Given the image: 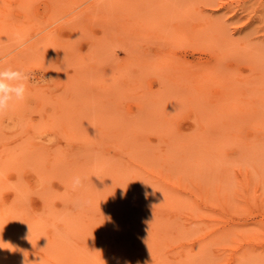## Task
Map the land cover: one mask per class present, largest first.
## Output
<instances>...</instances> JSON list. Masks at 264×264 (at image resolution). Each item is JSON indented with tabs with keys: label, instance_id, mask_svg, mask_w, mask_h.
I'll use <instances>...</instances> for the list:
<instances>
[{
	"label": "rangeland",
	"instance_id": "rangeland-1",
	"mask_svg": "<svg viewBox=\"0 0 264 264\" xmlns=\"http://www.w3.org/2000/svg\"><path fill=\"white\" fill-rule=\"evenodd\" d=\"M31 1L32 0H30V1H28V0H0V30H1L0 31V70H6V69L11 68L12 70L23 71L29 76V79L24 82L25 86H26V93H25L24 99L22 101L19 100V102L17 100L12 101L9 109L7 110L8 112L6 111L3 114H0V116L2 117V118L0 117V157L2 156L1 157L2 159L0 158V163L2 165L0 164V166L3 168L2 170L0 169V177H2L1 180H3V178H4V182L0 180V184H1L0 186L2 188H4V187L6 188V189H4L5 191L3 189H0V198H1L0 199V201H1L0 212L3 211L2 214H0V218L3 220L6 219L5 222L3 220L0 221L1 222L0 228H5L7 231V232H2L0 234L2 236V237H0V264H21V262L23 260V255H25V256L28 255L29 256L28 258L30 260H38L39 258H41L42 264H65L66 262L64 263V261H65L64 259H66V258L70 259V261L66 260L67 264H75V262L78 260L77 257L79 256V254H80V257L78 260L79 262L78 263L76 262V264H80V263L81 264H93V263L95 264V263H97V260H99V258H100V256L98 258V255H97L100 252H101V255L103 257L106 254V257H104V259L100 258L101 264H106L109 261L108 256H112L110 261L111 262L113 261V264H117V263L118 264H167V263L173 264L174 262H177V260L179 258L178 255H181L182 257H184L183 254H186V255L182 259L187 260V261L183 260L185 262L184 264H188L187 262L190 261V259L188 260V257L191 256V253L194 254L192 257L195 256V258L198 255V257H200L199 261H202V262L207 260V259H205V257H209L210 261L214 259L213 260L214 262L211 261L212 264H264V191H261V190H264V184H262V182H260V181H264V180L258 179L259 182L254 181L255 183L252 184L253 178H251L250 171L255 172V170H253L255 167L252 168V166L249 165L250 160H251V163L253 165H255V166L258 165L262 169L261 170L257 166L258 168H256V170L258 169L257 170L258 172L262 173L261 171H264V164H261V163H264V153H262V156H261V151H262L261 149L264 148V147H262L264 145L261 146L262 148L260 149V151H258L256 148H255L256 151L253 149V147L259 146V142H258L259 140H260V144L264 143V127H261V126H264V104H260V102L264 103V0H138V1L137 0H113V1L112 0H104V1L100 0V2H99V0H74L75 2L73 0H63V1L62 0H55V1L54 0H33L32 2ZM27 2H29V3H27ZM96 2H97V4H96ZM129 3H130V5H129ZM29 4H30V6H29ZM56 4H58V6ZM52 6L53 7L55 6V7L52 8ZM7 9H9V10H7ZM99 11H100V13H99ZM56 13H57V15H56ZM47 14H51L50 17ZM130 14H132V15H130ZM141 15L143 18L141 17ZM158 15L160 16V17H158L159 19L157 18ZM147 16H149L150 18H148ZM4 19H5V21H4ZM85 19H86V21H85ZM149 19H151V20H149ZM1 20H3V21H1ZM20 20H21L22 24H21ZM66 21H68L70 24ZM32 24H33V26H32ZM158 24L160 25L159 27H162L161 29L158 27ZM17 25H18V28H17ZM20 26H23V27L20 28ZM14 28H15V30H14ZM165 28L167 29V32H166ZM23 29H25V33H24ZM136 32H137V34L140 32L141 33L137 35V34H135ZM53 34H55V35L53 36ZM138 36H140L141 38ZM49 37H51V38H49ZM134 38L137 40L136 42H135ZM92 39H94V40H92ZM95 41H98V42L96 43ZM101 41H103V43ZM45 42H47V43L45 44ZM30 44H31V48L29 47ZM44 47H46L48 49H46ZM69 51H73V52H69ZM138 51H140V52H138ZM36 52H39V53H36ZM67 53H68V56H67ZM92 53H95L96 55L92 54ZM100 53H102V57H101ZM110 53H111V57L109 56ZM219 53H220V55H219ZM159 54H161V56H162L161 59H158V58H160ZM95 56H97V57L95 58ZM222 56H224V57H222ZM39 58H41V59H39ZM70 58H71V60H69ZM140 58H142V59L140 60ZM154 58H157V59H154ZM167 58H169L170 62L168 61ZM106 59H108V60L112 59V60L106 61ZM136 59H138V60H136ZM164 59H167V60H164ZM143 60H144V62H143ZM37 61L39 62L38 64H37ZM101 61H102V63H101ZM98 62H99V64H98ZM138 62H140V63H138ZM165 62L167 63L166 65H165ZM100 63H101V65H100ZM44 64H45V67H44ZM46 64H47V67H46ZM145 64H147V65H145ZM93 65H94V67H93ZM102 65L104 68H106L107 71L104 68L103 69L101 68ZM120 65H121V70H123V72L119 69ZM148 65L150 68L148 67ZM152 65H154V66H152ZM155 65L156 66L161 65V68L163 67V69H161V70L159 69L160 74H158L159 70H157L160 67H157V69H156ZM73 66H75V67H73ZM85 68H87V69L85 70ZM144 68H145V71H144ZM72 69H74V70L77 69V70H76V72H72V71H74ZM148 69H149V71H148ZM117 70H119V71H117ZM125 70H127L128 73L125 72V74H124ZM141 70H143L144 72ZM153 70H156V71H153ZM101 71H104V72H101ZM165 71L168 75L165 73ZM187 71H189L188 75H187V73H188ZM205 71H207V72H205ZM83 72H84V74H83ZM90 72L94 75H92ZM155 72H157V73L155 74ZM161 72H164V73L161 74ZM185 72H186L187 76H190V78L194 77L193 80L195 79V76H196V78H198L200 76L214 77V75H215L216 79H214V80H216V81L212 80V78H211L210 82L208 83L209 85H206L207 87L205 88V91L199 92L197 89V86H196L197 84H194L195 81L191 82L192 79L188 78V80H187L186 79L187 77H184V76H186L184 74ZM182 73L184 76L182 75ZM209 73H211V75ZM227 73H229V74L224 75ZM113 74H115V75H113ZM174 74H177V75H174ZM212 74H214V75L212 76ZM108 75H110L109 77H111V79L108 77ZM159 75L164 76V77L161 78V77H159ZM192 75H194V76H192ZM219 75L222 76V78L225 76L228 77L231 75L229 77V79L226 78L224 80L230 82L231 79L233 78V80H232L233 84H232V81H231V83L226 82L228 85H224V86H226V88H223L221 85L224 81L222 82V79ZM135 76H137V78ZM141 76H142V78H141ZM112 77H114V79ZM123 77L124 78L126 77V79L128 78L130 81L128 79L127 80L124 79ZM132 77H134V79ZM138 77H140V78H138ZM118 78L121 80H119ZM138 79H140L141 81H138ZM178 79L180 80V82L178 81ZM100 80H101V85H99ZM176 80H177V82H176ZM114 81H116V82L114 83ZM126 81H127V83H126ZM211 81H214L216 83L212 84L213 82L211 83ZM218 81H221V82H218ZM52 82H54V83H52ZM104 82H105V84H103ZM132 82H134V83H132ZM172 82H174V83H172ZM55 83H57V84H55ZM81 83H83V84H81ZM93 83L98 88H96ZM138 83H140V84H138ZM162 83L163 84L165 83V86ZM176 83H178L177 85H179V86H177ZM237 83H239V84H237ZM242 83L244 85L248 83L249 86L251 85V86H253V88L251 89L247 85L246 86L248 88V90H247V88L244 87V85H242ZM52 84H54L55 87ZM78 84H79V86H78ZM113 84H114V87H113ZM117 84H120L122 86H119ZM215 84H217V85L215 86ZM233 85H234V88H235V85H236V88L238 86V89L243 86V88H241L242 91H240V90L239 91L241 93L244 91V94L242 93V95H241V93L238 92L237 91L238 89L236 90V88H235L236 91L235 90L233 91V88H232ZM115 86H117V87H115ZM126 86H127V88H126ZM131 86H132V88H131ZM193 86L195 87V90L193 89L194 88ZM39 87H42V88H39ZM203 87H205V86H203ZM128 88H130V89H128ZM172 88L173 89L175 88L177 90L174 89L175 91L173 93ZM189 88H190V91H189ZM207 88H208V93L206 92ZM231 88H232V90H231ZM34 89L35 90L37 89L38 91H34ZM95 89H96V91H95ZM131 90H133V91H131ZM161 90L162 91L164 90L163 91V93H164L163 97L164 98L161 96L162 95V93H160ZM169 90H171V91H169ZM178 90H179V93H182V95H184V94H187V95L181 96V94L178 93ZM229 90L232 93L229 92ZM245 90H246V93H245ZM39 91L41 93H39ZM157 91H159V92H157ZM150 92L152 93L151 95H150ZM236 92H237V94H234ZM60 93H62V94H60ZM118 93H119V95H118ZM154 93H155V95H154ZM159 93H160L161 97L158 96ZM169 93H171V94H169ZM58 94H60V95H58ZM111 94L112 95L114 94L113 97ZM175 94H176V98L174 96ZM188 94H189V96H188ZM231 94H233V95L231 96ZM105 95H107V96H105ZM109 95H111V96H109ZM47 96H49V97H47ZM82 96H83V98H82ZM141 96H143L144 99L141 98ZM234 96L236 98L239 97L241 101L240 100L236 101V98ZM245 96L246 97L248 96V97L246 98ZM159 97L161 99H159ZM190 97H192V98H190ZM150 98H151V102L149 101ZM54 99H57V101ZM140 99L142 101H140ZM156 99H158V100L156 101ZM162 99H164V100H162ZM229 99H230V101L228 102ZM52 100H54V101H52ZM109 100L111 102H109ZM137 100H138V102H137ZM165 100H167V102ZM50 101H52V103ZM79 101H81V102H79ZM90 101H91V103H90ZM162 101H165V102H162ZM169 101L173 105L170 104ZM200 101H201V103H200ZM239 101H240V104H239ZM115 102H117V103H115ZM248 102L250 105L247 104ZM27 103H28V105H27ZM62 103H63V105H62ZM13 104H14V106H13ZM229 104H232V105H229ZM52 105L53 106L55 105L54 106L55 109L53 108ZM98 105H101V106H98ZM198 105H199V107H198ZM227 105H228V108L226 107ZM241 105H244V106H241ZM17 106H18V109H19V107H22V108H20L18 110V109H16ZM24 106H25V108H24ZM151 106H153V109H149V108H152ZM164 106H166V107H164ZM171 106H173V108ZM33 107L36 109H34ZM40 107H42V108H40ZM145 107H147V108H145ZM161 107H162V109H161ZM179 107H180V109H179ZM112 108L115 110H113ZM139 108H140L141 112H138V111H140V110H138ZM24 109H27V110H24ZM38 109L39 110L41 109L42 111L41 110L39 111ZM89 109H90V111H88ZM103 109H104V112H103ZM144 109H146V111H144ZM161 110H163V112ZM180 110H182V111H180ZM213 110H216V111L213 112ZM49 111H50V113H49ZM83 111L85 112V114ZM158 111H159V113H157ZM106 112H108V113H106ZM143 112H147V113H143ZM72 113H73V115H72ZM125 113H127V114H125ZM138 113H141L142 118L138 117V116H140V115H138ZM200 113H202V114H200ZM216 113H218V114L216 115ZM219 113H222V114H219ZM124 114L126 116H124ZM235 114H236V116H235ZM28 115H29V117H28ZM50 115H52V116H50ZM56 115H57V117H56ZM133 115H135V117ZM148 115H150L152 118L154 117L153 120L150 119V117ZM196 115L199 116L201 118V120ZM6 116L8 117V119ZM11 116H13V117L11 118ZM120 116H122V117L120 118ZM146 116H148V117L146 118ZM221 116H222V118H221ZM62 117L64 118V121H63ZM113 117H115L114 121H113ZM207 117H209V120ZM127 118H129V119H127ZM55 119H56V121H55ZM71 119H73V120H71ZM158 119H160V120H158ZM226 119H228V120H226ZM119 120H120V122H119ZM127 120H128V122H127ZM174 120H176V121H174ZM203 120H205L206 122ZM230 120H232L233 122L231 123ZM22 121H23V123H22ZM138 121H140V122H138ZM166 121H167V123H166ZM31 122H33V123H31ZM87 122H89V123H87ZM199 122H200V124L198 127L197 123H199ZM113 123H114V126H113ZM135 123H137V124H135ZM202 123L204 124V126L202 125ZM206 123H208V124H206ZM33 124H35V125H33ZM43 125H45L46 127ZM117 125H118V127H117ZM143 125H145V126H143ZM164 125H165V128H164ZM3 126H5V127H3ZM20 126L22 129L20 128ZM33 126L35 128H33ZM73 126L76 128H74ZM197 127L199 128V130ZM205 127H207V130L210 132H208ZM219 127H220V129H219ZM233 127H235V128H233ZM155 128L157 130L154 131ZM173 128H174V130H173ZM31 129H33V130H31ZM103 129H104V131H103ZM160 129H161V131H160ZM18 130L21 132H19ZM67 130H68V132H67ZM220 130H222V131H220ZM229 130H231V131H229ZM15 131H17V132H15ZM48 131H49V133H48ZM110 131H112V132H110ZM172 131H173V133H170ZM13 132H15L16 134H13ZM87 133H88V135H87ZM179 133H181V134H179ZM219 133L222 134L223 136L220 135ZM53 134H55L56 136H54ZM156 134L159 137L155 136ZM253 134H254V136H253ZM2 135H4V136H2ZM161 135H162V137H161ZM225 135H227L228 137L224 138ZM232 135H236V137L241 136L240 137V138H242L241 140H244L245 137H246L245 138L246 140H249V139L252 140V138H253V140L255 139V141H252V143L250 144L251 146L254 145V146H252L251 149L254 150L255 153L252 151V154H253L252 155L250 152L251 150L249 151L250 153L247 150H245V154H246L245 155L246 158H245V156H243L244 153H243V155L240 154L242 152V149H243L241 140L238 139L239 144H240L239 148H235V147H238V145H237L238 141L236 140L237 138H235V139L232 138L233 137ZM48 136H49V138H48ZM61 136L64 140L61 138ZM229 136L233 140H235V142L237 141L236 142L237 144L234 143V141L232 142L231 138ZM2 138H4V139H2ZM192 138L194 139V141L192 140ZM172 139H173V141H172ZM212 139H214V140L219 139V141H216L217 143L221 142L222 146L226 145L225 147H227V149L222 148V150H224L225 153L228 155H230V154L237 155L236 153L240 152L238 154V156L235 158L234 157L232 158V155H230V157L232 159H230V157H229V159L225 157L226 159H228L230 161L231 160L234 161L235 164H233V165L235 166V170H233L234 166H232L233 168L230 166L228 168V165H230V163L228 164V160L223 158V156L221 155V154L224 155V153L219 154V155H221L219 159L223 158V162H224V163L223 162L221 163L219 173H217L218 172L217 170L219 169L217 166H216V168H218V169L216 170L214 168L215 166H213V165L211 166V165L205 163V161H204V164H202V165L200 164L198 167V168H200V170L202 172H200V170L196 167L197 170H199L198 172L201 173L200 174L201 176L199 175V177L200 178L204 177V180L206 181L205 186H206L207 190H210V194H211V197H209L210 195L208 197L212 199L213 204L210 205L208 203L211 201V199H209V201L207 199H204L207 195H204V196L199 195L200 193L203 194L202 193L203 188L201 189V187H199L201 184L198 186L196 185L197 184L196 181L198 179L195 181L196 183L194 182V180L191 181V183H190V184H192V182H194L196 187L199 189L198 190L195 188L196 189V193H195L196 195L198 193L197 191H199L197 197L193 194L194 189L192 187H191L192 189H190V190H192V193H190L191 191H187V190L184 191V189L181 187V185L180 186H178V185L177 186H171V189L176 191V192L181 189L180 191H181L182 195L180 194V192L179 193L177 192L179 194V196L181 195L180 197L183 196V191H184V193L188 192L187 194L185 193V195H184V199H185L184 202L185 203H189V202H187V201H189V198H190V200H193V202L197 201L199 207L197 206V203L195 204V202L192 204L193 205L195 204L194 207H198V209L202 208V209H200L202 211V216H201L200 211L197 212V213H200V215L196 214V212H194V208L191 206L192 204L190 205V208H188L186 206H185V208H187V210H189L192 207L193 208V209H191L193 211L192 214L195 213L196 215L203 217L202 219L200 217L198 218V216L193 218L194 214L191 215L190 210L185 211V208L178 209L181 212L180 211L175 212V210L173 208H170L164 201H162V202L159 201V199L153 195H150L151 197H149V195L147 196L145 194L140 195V194H136L133 192L131 193L130 190H128V189H131L130 187H137L139 184L138 180H141L142 177H140V175H134V173H132V172L131 173L133 175L130 174V176H129L130 169H136L135 167L126 170V173H127V171L129 173L126 174V176H125V174H124L125 170H123V168L121 169V167H118V166H121L122 164L116 165V163H118L117 158L119 155H116L117 158H114V156H115L114 153H116V154L121 153L120 154V156H121L124 151H127V148L130 151H132L131 153H133L134 156L136 154H138V155H136V157L140 156V153H144V151L146 150V148L143 145L146 144V142L148 141L147 143H152L150 145L147 144V146H148L147 149L149 150V154L151 153L150 150L152 151L154 148L157 149V147H155V146L159 147L160 153L164 152L167 149L165 151L167 153L164 152L165 153L164 155H167V154L170 155L169 158L167 155V158L169 159V161H168L169 163H167V164H171V162H172L171 156H175V154H176V156L177 157L179 156V157L178 158H175L176 156L174 157L175 159H173V160L177 164L173 161L175 167L172 166V168L174 167L175 171H176V168H178L180 171L181 169L179 167H176V166L179 165L180 163L182 165L185 163V164H187V166H185V164H184L183 165L184 168L185 167L188 168L189 166H191V169L189 170V171H191L193 169L195 170L194 166L196 164L200 163V160H199V163L197 160H196L197 163H195V161H194L195 159H193V160L191 159V157L193 158L195 156H192V155L196 154V153L194 154L195 151H198V150L200 151V148H202L201 145L203 147H204V145H205V147H208L207 142H209V140L213 141ZM222 139H223V141H222ZM80 140H81V142H80ZM119 140L122 141V143H121L122 147L119 146V145H121V144H119L120 143ZM188 140H189V142H187ZM203 140L204 141L207 140L206 144L204 143ZM47 141H49V142H47ZM123 141L126 142L125 143L126 146H125ZM128 141L129 142L132 141V142H134V144H137L140 141L142 144V142H143L142 146L140 144H137V145H135V147H141V148L144 147L145 150L143 148H142L143 151H142V149L141 150H135V149H138L135 147H134L135 149H132L133 148L132 146H134V145H132L133 144L132 142H131L132 144L129 143V145H132V146H130L132 148H130L129 145L127 146ZM169 141H171L170 145H168ZM191 141L193 143L196 142V144H197V142L200 141L196 145V149L194 148L195 146H193V145L191 146V144H193V143L189 144ZM229 141H231L230 145H228V143H227ZM65 142L67 143V145ZM176 142H178L177 143L178 145H176ZM180 142L183 143L182 145H184V144L186 145L187 143L189 144V146L187 144L186 146H184V147L182 146V147L187 148L186 153L189 152L188 150L191 151L189 153L190 157L187 155H185V156L183 155L184 149L183 148L180 149V147H181ZM184 142H186V143H184ZM201 142H203V143H201ZM213 142H211V143H213ZM99 143H103V144H99ZM4 144H5V147H4ZM62 144H63V146H62ZM214 144H215V142H214ZM214 144H212V147L209 148V151L211 149H214V147H213ZM235 144L237 146H235ZM91 145H93V147ZM100 145L103 147H101ZM138 145H140V146H138ZM151 145H152L153 149H151L152 147L150 148ZM167 145H168V147L170 146L169 147V148H171L170 150L167 147ZM174 145L177 146L176 152L174 149V147H175ZM232 145H234V146H232ZM45 146L46 147L48 146V148L56 146L55 148L58 150H60L61 148H64V149H62L63 151L62 150L61 151L64 152V150H65L68 153H70V155H67L68 153L66 152L67 158H69V159L70 158L73 159V157H74L73 152H75V151L79 152V155H78L79 157L84 158V159L80 158L81 160H79L77 158L78 163L76 166H74L76 171L70 172V177L71 176L73 177V179H71L72 177L68 178L70 180V184L72 186L71 189H70V187L68 188V186H70V185L65 186L64 182H62V180L60 178H58L60 175H59L57 169H55L57 173L50 169V167L53 163L55 165L57 163H55L54 160H53L54 161L53 163H52V160H51V162H49L48 160L55 159L54 155H56V157H57L58 150H55L53 148V151L56 153V154H54V152L52 153L54 157H52L51 156L52 154L50 153V152H52V150L51 151L49 150L50 152L49 151L48 152L50 153V156L52 157V158H50L46 154H45L46 156L40 154L41 151L42 152L44 151L46 153V150L48 148L46 149ZM84 146H85V148H83ZM187 146L190 148L188 149ZM197 146H198V150H197ZM240 146H241V148H240ZM57 147H59V148H57ZM78 148H80V149H78ZM178 148H179L180 152H178L179 151ZM258 148H260V147H258ZM6 149H7V151H6ZM37 149H40L39 152L37 151ZM172 149H174V150H172ZM25 150H27V151H25ZM82 150L84 152H82ZM93 150H95V151H93ZM97 150H98V153L96 152ZM99 150L101 152H99ZM61 151H59L60 155L59 154L58 155L61 156L60 158L63 159L64 157H62V156H65V153L62 154ZM87 151L94 152L92 155L95 154L94 156L97 157V160L99 157L97 155H100L101 158H99V160H102V161H97L94 158V156H92L91 153H89ZM199 151H198V153H199ZM224 151H222V152H224ZM8 152H10V154ZM109 152H111V153H109ZM220 152H221V149H220ZM262 152H264V151H262ZM108 153H109V155H108ZM206 153H209V152H206ZM82 154H84V155L80 156ZM102 154H104V156ZM239 155H240V157L242 155V157H241L242 159L238 158ZM248 155H250V156L252 155V157L249 160L247 159L249 157ZM108 156H109V159H108ZM181 156H182V159H181ZM31 157H33V158H31ZM39 157H41L42 160H41V158L39 159ZM47 157H48V160H47ZM88 157H90L91 159H89ZM105 157H107V159H104ZM212 157H213V155H212ZM218 157H216V158L214 157L213 159H217ZM24 158H25V161L27 160V158H28V160L31 158L32 161L27 160L28 162L27 161L25 162L23 160ZM58 158L59 157L56 158V161ZM67 158H66V160H68ZM256 158H257V160H256ZM3 159L5 160V164H4ZM45 159L48 161L46 163H48V164L52 163V164L49 166H48V164L46 165ZM87 159L91 160L94 164ZM115 159H117L116 163H115V161H116ZM136 159H140V157H138ZM136 159H134V160H136ZM159 159H161V158H159ZM159 159L157 158L158 164H159V162H158ZM207 159H208V157H207ZM243 159H245L244 163L247 166H245L243 164V161H241ZM21 160H22V162H21ZM40 160L42 162H44L45 166H44V164L41 163ZM238 160H240L239 161L240 165L238 163ZM59 161H57V162H59ZM62 161H65V159L61 160V162ZM132 161H133V159H132ZM163 161L166 162V160H163ZM163 161L160 160V163H162ZM182 161H184V163ZM189 161H190L191 165H189V163H188ZM208 161H210V160L208 159ZM105 162H107V164H104L103 168L100 167V166H103L102 163H105ZM201 162H203V160H201ZM255 162H257L259 164H257V163L255 164ZM20 163H21V165H20ZM23 163L24 164L29 163V165L24 166ZM97 163H98L99 168L101 170L100 171L98 169V171L102 172V175L105 173L103 176L101 174H97V173H100V172H97V170H96V168H97L96 164ZM111 163L117 166V167L115 166V172L117 174L113 173L114 172L113 171L114 166L112 167ZM215 163H216V161H215ZM231 163H233V162L231 161ZM54 164H53V166H55ZM85 164H87V165L90 164V166H88V168H91V166L93 168L96 165L94 172L92 173L91 170L87 168V165L85 167ZM260 164H261V166H260ZM34 165H36L35 166L36 168H41V169H39V170L37 169L38 170L37 171L35 169ZM4 166H6V167L4 168ZM31 166H33V167H31ZM82 166H83V168H82L83 170L80 169ZM209 166H211V167H209ZM76 167L79 168L82 172L79 169L77 170ZM107 167L109 169H107ZM244 167L247 169V170L246 169H244V170H246V172L248 174H250V178L252 179V182L250 181L251 184L246 183V184H248L247 187L249 186L248 187L249 189L247 187H244V186H246L245 182H242V181L239 182V180L242 179V176H245V173H243L245 171L242 170V168H244ZM111 168H113V169H111ZM210 168L212 170H210ZM222 168H226V169L232 168V171H234V173H232L234 175V177H232V179H234V181L236 183V184L234 183L235 184V190L237 189L236 191H233L234 189H232V188H234V186L232 185L233 182H230L231 183L230 185H232V187H231L232 192L229 191V189H230V187H229L230 185H228L229 183L227 184L228 186L226 185V183H227L225 181L226 179H224L225 182L222 183L223 180L220 179L223 176V169ZM28 169H29V172H28ZM34 169L36 170V174H35ZM49 169L51 170V173L53 175H51ZM116 169L118 170V172L116 171ZM248 169H250L249 172H248ZM22 170H24L26 172H24ZM42 170L43 171L46 170L45 175L43 173L40 175ZM86 170H88L87 173H86ZM95 170L97 172L96 174H95ZM183 170L184 169H182V171L180 173L179 172L178 173L181 174L183 172ZM197 170H196V172H197ZM78 171H79V173H78ZM108 171H109V173H108ZM37 172L39 173V176H40L38 179L43 178L42 182L41 181L39 182V180L37 179V176H38ZM106 172H107V175H106ZM185 172L186 173H183V174H187V175H184V176H186V177L188 176L190 178V176L188 174L190 172H188V170ZM196 172L194 174L192 173L190 175L191 176H193V175L197 176ZM55 173H56V175H55ZM84 173L86 175L88 174V176H85L86 179H84L85 177L82 176V174L85 175ZM110 173L114 174V178L113 177L111 178L112 175H110ZM212 173L214 174V176L212 175ZM256 173L257 172L254 173V176H256ZM23 174H27V175H23ZM78 174H79V176H78ZM206 174H208V175H206ZM224 174H225L224 176L229 175L226 172ZM258 174L259 173H257V175ZM46 175H48V177ZM57 175H58V177H57ZM97 175H99L100 178ZM118 175H122V177L118 176ZM127 175H128V177H127ZM210 175H211V177H210ZM262 175H264V174H261V175L259 174L258 177L259 176L261 177ZM51 176H53V177H51ZM55 176L58 179H55ZM75 176H76V178L81 177L80 178L82 180L81 182L82 183L84 182L83 185L86 182V184H88V185L92 184V186H94V187L92 188L90 186L85 185L84 188L82 186L80 188L76 187V189L78 188L79 191L75 190L73 187V181H72L75 179ZM89 176H90V178H88ZM101 176H102V179H101ZM105 176L106 177L108 176V177L106 178ZM131 176L133 177L132 179L129 178ZM118 177L122 178L123 179L122 181H125V183L122 182L121 180H119L121 182V184L118 183L119 182L118 180L115 181V178L117 179ZM138 177H140V179H138ZM218 177H219V179H217ZM227 177H228L227 180L230 181L231 176L229 175ZM23 178L25 181H23ZM97 178H99V179H97ZM134 178H136L137 181L134 180ZM200 178H199V180H200ZM96 179L100 185H97ZM130 179L132 181L134 180L133 182L136 181L138 184H136V182H135V184L130 185V184H132V183H130V181H131ZM11 180H12V182H11ZM93 180H94V182H93ZM102 180L104 181L105 184L102 182ZM112 180H114V181H112ZM190 180H192V178H190ZM190 180H189V182H190ZM204 180L203 181L200 180V183L204 182ZM208 180L211 183L215 181L217 184L211 185V187L213 186V188H210L209 185L207 187V182L209 183ZM211 180H214V181H211ZM48 181H50V182H48ZM88 181L90 183H88ZM110 181H112V183L115 182L114 184H112V189L114 188L113 185L116 184L115 187H117L118 189L115 188V190L118 191L121 188L123 190L128 191L131 196L128 193H126V191L125 192L122 191L123 194L121 192V195L124 196V199L126 198L125 200L123 199L124 200L123 201L121 199L123 196L119 197L116 194L111 195L112 193H110L109 192L110 190L107 188V186L108 187L110 186L109 188H111ZM187 181H188V179H187ZM220 181H221L222 185L225 184L226 185L225 187L229 188V189L227 188L228 190L224 189L225 192L223 193L224 195L225 194L227 195V193H228L229 194L228 197L226 195H225L226 196L225 198L224 197L222 198L220 196L218 197V195H220V194H218L219 189H217V187H218L217 185H221ZM1 182L3 183L4 187L2 186ZM13 183L15 184V186H12ZM41 183H43L44 187H49L50 190L55 189L54 190L55 192L58 191L57 192L58 195L56 196L55 192L52 190L50 192H53V194L50 192H48V193L44 192L43 194L45 196L42 195L43 196L42 197L40 195V194H42L40 192V189H42ZM82 183H81V185H82ZM218 183H220V184H218ZM256 183H258L257 184L258 186L256 185ZM260 183L262 185H260ZM183 185H185V184H183ZM187 185H189V184H187ZM250 185L251 186L254 185L255 189L257 188L258 191H259L258 187L261 190L259 192L254 190V191H256L254 193V192H252L253 190H250ZM86 186L88 187V190H87ZM103 186H105V187L103 188ZM54 187H56V188H54ZM193 187H194V184H193ZM240 187H242L243 190H238V189H240ZM16 188L18 190V193L21 196L18 199L19 200L23 199L26 204L23 201L19 205V203H18L19 201L17 202V197H16V199H14L15 198L14 193H17L15 190ZM33 188L39 189V190H34ZM72 188L75 190V191L74 190L73 191L76 192L78 195L81 193L80 194L81 196L80 195H79V197L74 196L76 194H73L74 197L71 196V194L73 193V191H71ZM94 188L96 190L95 191L96 194L100 190L99 193L97 194L98 197L92 196V194H91V193H93L95 195V193L93 192ZM185 188H186V185H185ZM188 188H189V186H188ZM56 189H57V191H56ZM97 189H99V190H97ZM214 189L215 190L217 189L216 190L217 192H215ZM222 189L223 188L221 187V190ZM252 189H254V187ZM13 190H14V192H13ZM24 190H27V191L25 192ZM203 190L205 191V189H203ZM101 191H103V193ZM206 191H205V193H207ZM24 192H25V194H24ZM32 192H35L36 195H34V193H32ZM88 192H89V196H88ZM105 192L110 193V195H107ZM111 192L114 193L115 191L112 190ZM46 193L49 195L52 194L53 196H55L54 199L52 198L53 201L52 200L50 201L52 195H50V198L47 200L48 202L46 201V198H44V197L49 196V195L46 196ZM59 193L60 194L62 193L63 195H67V194L69 195L70 194L69 196H71V197H69L68 195L67 196H61ZM100 193H102V194H100ZM124 193H126V194H124ZM220 193H222V192H220ZM223 194H221V195L223 196ZM39 195L42 198H44L45 201H43V199L41 197H39ZM186 195L189 198H187ZM137 196L138 197L141 196V197L137 199ZM26 197L28 198L27 200H26ZM57 197H58V199H57ZM75 197H78V199L81 202L79 200H75ZM80 197L82 198V200ZM142 198L144 199L143 201H142ZM219 198H222L225 200V202L221 201L222 203L224 202L223 203V205L225 204L224 206L222 205V203L221 204L217 203L218 200H221ZM12 199H14V200H12ZM62 199L63 200L65 199L64 200L65 202ZM87 199H89V200H87ZM164 199H168V197L164 198ZM216 199H217V201H216ZM15 200H16V202H15ZM203 200L204 201L206 200L205 202L208 201L207 205H206V203L203 202ZM77 201H78L79 205L77 204ZM63 202H64V204H62ZM161 203H162V205H160ZM164 203H165V205H164ZM12 204L14 205V207H16V209L18 208L17 209V210H19L18 212H17V210L16 211L14 210L15 208L12 206ZM111 204H112V206H111ZM154 204L156 205V207H154L155 206ZM18 205L20 208L18 207ZM63 205L66 207H63ZM44 206H45V208H44ZM26 207L28 208V209H26L27 211L24 209ZM65 208L67 209V211ZM170 209H173L174 211L170 210ZM183 209H184V212L182 211ZM196 209L197 208H195V210ZM203 209H208L209 212H207L206 210L204 211ZM20 210H22V211L20 212ZM68 210L71 212V214ZM12 211H14V212H12ZM23 211L25 212V214H23ZM33 211H36V212H33ZM64 211H65V213H64ZM48 212H50V213H48ZM179 212H180V214H178ZM203 212H206L208 214V216L206 217L207 214H205V213H204L205 216H203ZM10 213H11V215H10ZM43 213H44V215H43ZM13 214H15V218H14ZM19 214L21 215V217ZM188 214L191 216H189ZM210 214L213 215V219H215V220H213L212 217H210ZM53 216L54 217L56 216L55 217L56 219ZM158 217H160V218H158ZM183 217H186V218H183ZM16 218H17V220H16ZM39 218H41L42 220H40ZM171 218H172V220H171ZM209 218H211V219L209 220ZM21 219H22L23 224H21ZM76 219L77 220L82 219V220L77 221ZM194 219H196V220H194ZM173 220H175V221H173ZM16 221H17V223H16ZM28 221H30V222H28ZM31 221H33V223ZM50 221H51V223H50ZM73 221H75V222H73ZM211 221H213V222H211ZM77 222L79 225L77 224ZM178 222L180 225L178 224ZM204 222H206V223H204ZM207 222H208V224H207ZM169 223H171V224H169ZM18 224H21V225H18ZM66 224H69L70 227H69V225L66 226ZM81 224H82V227H81ZM175 224L179 225L180 227L179 226H177V227L180 228L181 232H183V233H179V237L177 234L179 230L176 228ZM185 224L187 225V227ZM196 224H198L200 227ZM212 224H214L215 226ZM174 225H175V227H173ZM191 225H193V226H191ZM210 225H212V227L209 228ZM59 226H61V227H59ZM65 227H66V229L64 231ZM75 227H76V229H78L77 231H76ZM191 227L193 228V230ZM173 228H174V230L175 229L178 230L177 233H176V231L173 230ZM188 228H190L189 230L192 231L191 233H193L195 235L191 234L190 231L188 230ZM206 228H209L210 230H207V231L204 230ZM222 228H225V230L226 229L227 230L224 231V230H222ZM61 229H63L62 232L64 231L63 234H62V232H60ZM185 229H186L187 233L184 232ZM200 229H202L203 232H205V233L200 232L199 231ZM217 229L218 230L221 229L219 231V233H222V232L227 233V231H228L227 236L224 233V237H223L224 240H222L223 238L221 240H219L220 238L215 239L216 236H215V238H213V236H214L213 231L216 232ZM66 230L68 232L70 231L73 234H71L70 232L66 233ZM182 230H184V231H182ZM196 230H197V232H200V234L202 233L203 236L202 237L199 236L200 234L198 233L199 234L198 235L199 237H198L197 234L195 233ZM237 232H239L238 236L236 235ZM189 233H190L191 237L193 236L192 238L188 237V236H190ZM217 233L218 232H216V234ZM66 234L67 235L69 234L68 237ZM79 234H81V235H79ZM180 234L181 235L186 234V235L185 236L182 235V237L180 238ZM204 234L206 236L207 235L208 236L206 237ZM28 235H29V237H28L29 240L26 239V237ZM34 236H35V238H34ZM56 236L59 238H57ZM174 236H176L177 238L174 239L175 238ZM195 236H197V237H195ZM53 237H55V238H53ZM219 237H221V236L219 235ZM60 238H62V239H60ZM81 238H82V240H81ZM200 238L204 241L211 239L213 241V243L215 244L214 247L210 241H209V244H211L212 247H210L207 242L203 243V241H202L200 243L199 242ZM55 240H57V241H55ZM171 240H174V241L179 240L180 242L177 241V243H176V241L174 242ZM215 240L216 241L219 240L220 245H217L219 243H216ZM67 241H69V242H67ZM222 241H224V245L222 244ZM65 242H67L68 244ZM172 243H173V245H172ZM57 244L60 247H58ZM198 244L199 245H201V244L208 245L210 247V248L208 247V250H209L207 252L208 254L203 252V250H206L205 246H203V245L199 248L200 251L198 254L197 249H196ZM221 244L223 245L222 249H221V246H222ZM191 246H193L192 248L196 249V251L194 250L195 251L194 252L192 250L194 253L190 251L191 253L189 254V256H187L188 254L185 253L187 248H185V247H189L188 248V250H189ZM46 247H47V249H46ZM53 248L56 251H54ZM80 248H81V250L79 251L78 249H80ZM179 248L181 249L180 253H178ZM68 249L71 251H69ZM74 249H75V251H74ZM72 252L74 255L72 254ZM69 253H70V255H69ZM181 253H183V254H181ZM201 253L204 255V259L202 256V260H201V256H200ZM55 255H57L58 257L57 256L55 257ZM61 256H64L66 258L61 257ZM33 257H35V258H33ZM60 257L62 259L64 258L63 263H61L62 262L61 260H57V261L53 260V263H52V261H51L52 259H55V258L60 259ZM96 257H97V260H96ZM166 257H167V259H166ZM175 258L177 260L174 261ZM195 258H193V261H195L196 263H199V262H197V260H194ZM182 259L180 261H182ZM93 260H96V261L93 262ZM71 261L72 262L75 261V262L72 263ZM110 261H109V264H111ZM180 261H178L175 264L181 263ZM162 262H164V263H162ZM98 263H99V261H98ZM207 263L210 264V262H208V261H207ZM189 264H193V263L189 262ZM199 264H201V263H199ZM205 264H206V262H205Z\"/></svg>",
	"mask_w": 264,
	"mask_h": 264
},
{
	"label": "bare ground",
	"instance_id": "bare-ground-1",
	"mask_svg": "<svg viewBox=\"0 0 264 264\" xmlns=\"http://www.w3.org/2000/svg\"><path fill=\"white\" fill-rule=\"evenodd\" d=\"M28 1H30V0H28ZM32 1H33V0H32ZM32 1H31V2H32ZM54 1H55V0H54ZM62 1H63V0H62ZM73 1H74V0H73ZM103 1H104V0H103ZM112 1H113V0H112ZM137 1H138V0H137ZM18 2H19V1H18ZM57 2H58V1H57ZM74 2H75V1H74ZM99 2H100V0H99ZM27 3H29V2H27ZM55 3H56V2H55ZM101 3H102V2H101ZM124 3H125V2H124ZM20 4H21V3H20ZM52 4H53V3H52ZM52 4H51V5H52ZM58 4H59V3H58ZM58 4H56V5L58 6ZM96 4H97V2H96ZM56 5H55V6H56ZM129 5H130V3H129ZM29 6H30V4H29ZM55 6H54V7H55ZM59 6H60V5H59ZM115 6H116V5H115ZM54 7L52 6V8H54ZM58 8H59V7H58ZM84 8H85V7H84ZM108 8H109V7H108ZM99 9H100V8H99ZM110 9H111V8H110ZM7 10H9V9H7ZM23 10H24V9H23ZM60 10H61V9H60ZM94 10H95V9H94ZM148 11H149V10H148ZM152 12H153V11H152ZM4 13H5V12H4ZM48 13H49V12H48ZM50 13H51V12H50ZM99 13H100V11H99ZM9 14H10V13H9ZM47 15L50 17L51 14H47ZM56 15H57V13H56ZM130 15H132V14H130ZM107 16H108V15H107ZM134 17H135V16H134ZM141 17H142V15H141ZM147 17L150 18L149 16H147ZM158 17H160V16L158 15L157 18H158ZM2 18H3V17H2ZM87 18H88V17H87ZM121 18H122V17H121ZM142 18H143V17H142ZM161 18H162V17H161ZM161 18H160V19H161ZM27 19H28V18H27ZM53 19H54V18H53ZM70 19H71V18H70ZM89 19H90V18H89ZM158 19H159V18H158ZM149 20H151V19H149ZM1 21H3V20H1ZM4 21H5V19H4ZM85 21H86V19H85ZM87 21H88V20H87ZM126 21H127V20H126ZM20 22H21V20H20ZM66 22H68V21H66ZM119 22H120V21H119ZM129 22H130V21H129ZM131 22H132V21H131ZM151 22H152V21H151ZM9 23H10V22H9ZM68 23H69V22H68ZM133 23H134V22H133ZM152 23H153V22H152ZM165 23H166V22H165ZM21 24H22V22H21ZM69 24H70V23H69ZM85 24H86V23H85ZM121 24H122V23H121ZM117 25H118V24H117ZM148 25H149V24H148ZM32 26H33V24H32ZM132 26H133V25H132ZM159 26H160V25L158 24V27H159ZM6 27H7V26H6ZM15 27H16V26H15ZM21 27H23V26H20V28H21ZM147 27H148V26H147ZM150 27H151V26H150ZM150 27H149V28H150ZM158 27H157V28H158ZM17 28H18V25H17ZM26 28H27V27H26ZM102 28H103V27H102ZM149 28H148V29H149ZM159 28L161 29L162 27H159ZM105 29H106V28H105ZM123 29H124V28H123ZM140 29H141V28H140ZM150 29H151V28H150ZM165 29H166V28H165ZM14 30H15V28H14ZM168 30H169V29H168ZM0 31H1V30H0ZM23 31H24V33H25V29H23ZM147 31H148V30H147ZM164 31H165V30H164ZM12 32H13V31H12ZM36 32H37V31H36ZM36 32H35V33H36ZM154 32H155V31H154ZM166 32H167V29H166ZM166 32H165V33H166ZM52 33H53V32H52ZM87 33H88V32H87ZM140 33H141V32H140ZM140 33H138V34H140ZM171 33H172V32H171ZM39 34H40V33H39ZM39 34H38V35H39ZM61 34H62V33H61ZM135 34H137V32H136ZM138 34H137V35H138ZM142 34H143V33H142ZM155 34H156V33H155ZM54 35H55V34H53V36H54ZM125 35H126V34H125ZM147 35H148V34H147ZM150 35H151V34H150ZM1 36H2V35H1ZM99 36H100V35H99ZM95 37H96V36H95ZM108 37H109V36H108ZM138 37H140V36H138ZM145 37H146V36H145ZM49 38H51V37H49ZM140 38H141V37H140ZM178 38H179V37H178ZM59 39H60V38H59ZM66 39H67V38H66ZM95 39H96V38H95ZM134 39H135V38H134ZM92 40H94V39H92ZM96 40H97V39H96ZM164 40H165V39H164ZM136 41H137V40L135 39V42H136ZM90 42H91V41H90ZM95 42L97 43L98 41H95ZM101 42L103 43V41H101ZM104 42H105V41H104ZM46 43H47V42H45V44H46ZM42 45H43V44H42ZM42 45H41V46H42ZM48 45H49V44H48ZM134 45H135V44H134ZM29 47L31 48V44H30ZM42 47H43V46H42ZM49 47H50V46H49ZM44 48H46V47H44ZM46 49H48V48H46ZM68 49H69V48H68ZM91 49H92V48H91ZM99 50H100V49H99ZM128 50H129V49H128ZM66 51H67V50H66ZM41 52H42V51H41ZM69 52H73V51H69ZM138 52H140V51H138ZM138 52H137V53H138ZM26 53H27V52H26ZM33 53H34V52H33ZM36 53H39V52H36ZM61 53H62V52H61ZM64 53H65V52H64ZM64 53H63V54H64ZM216 53H217V52H216ZM220 53H221V52H220ZM220 53H219V55H220ZM30 54H31V53H30ZM92 54H95V53H92ZM100 54H101V57H102V53H100ZM214 54H215V53H214ZM224 54H225V53H224ZM229 54H230V53H229ZM44 55H45V54H44ZM64 55H65V54H64ZM73 55H74V54H73ZM76 55H77V54H76ZM95 55H96V54H95ZM132 55H133V54H132ZM159 55H160V58H158V59H161L162 56H161V54H159ZM165 55H166V54H165ZM41 56H42V55H41ZM65 56H66V55H65ZM67 56H68V53H67ZM71 56H72V55H71ZM71 56H70V57H71ZM109 56L111 57V53H110ZM96 57H97V56H95V58H96ZM153 57H154V56H153ZM158 57H159V56H158ZM165 57H166V56H165ZM222 57H224V56H222ZM222 57H221V58H222ZM89 58H90V57H89ZM95 58H94V59H95ZM99 58H100V57H99ZM105 58H106V57H105ZM35 59H36V58H35ZM39 59H41V58H39ZM43 59H44V58H43ZM65 59H66V58H65ZM92 59H93V58H92ZM131 59H132V58H131ZM141 59H142V58H140V60H141ZM154 59H157V58H154ZM162 59H163V58H162ZM167 59H168V61H169V58H167ZM167 59H164V60H167ZM67 60H68V59H67ZM69 60H71V58H70ZM111 60H112V59H110V60L106 59V61H111ZM127 60H128V59H127ZM136 60H138V59H136ZM136 60H135V61H136ZM220 60H221V59H220ZM38 61H39V60H38ZM38 61H37V64L39 63ZM50 61H51V60H50ZM222 61H223V60H222ZM42 62H43V61H42ZM66 62H67V61H66ZM92 62H93V61H92ZM143 62H144V60H143ZM153 62H154V61H153ZM166 62H167V61H166ZM166 62H165V65L167 64ZM169 62H170V61H169ZM34 63H35V62H34ZM34 63H33V64H34ZM50 63H51V62H50ZM93 63H94V62H93ZM101 63H102V61H101ZM101 63H100V65H101ZM138 63H140V62H138ZM138 63H137V64H138ZM154 63H155V62H154ZM154 63H153V64H154ZM37 64H36V65H37ZM95 64H96V63H95ZM98 64H99V62H98ZM123 64H124V63H123ZM147 64H148V63H147ZM147 64H145V65H147ZM157 64H158V63H157ZM161 64H162V63H161ZM163 64H164V63H163ZM103 65H104V64H103ZM103 65L101 66L102 69L104 68ZM124 65H125V64H124ZM142 65H143V64H142ZM149 65H150V64H149ZM149 65H148V67H149ZM165 65H164V66H165ZM175 65H176V64H175ZM83 66H84V65H83ZM150 66H151V65H150ZM152 66H154V65H152ZM172 66H173V65H172ZM44 67H45V64H44ZM46 67H47V64H46ZM54 67H55V66H54ZM57 67H58V66H57ZM73 67H75V66H73ZM87 67H88V66H87ZM93 67H94V65H93ZM157 67H160V68L157 69ZM52 68H53V67H52ZM58 68H59V67H58ZM76 68H77V67H76ZM139 68H140V67H139ZM149 68H150V67H149ZM155 68H156L157 70H159V69H160V70L163 69V67L161 68V65H160V66H156V65H155ZM55 69H56V68H55ZM86 69H87V68H85V70H86ZM104 69L106 70V68H104ZM119 69L121 70V65H120V68H119ZM141 69H142V68H141ZM56 70H57V69H56ZM72 70H74V69H72ZM76 70H77V69H76ZM76 70H74V71H72V72H76ZM91 70H92V69H91ZM111 70H112V69H111ZM160 70L158 71V72H159L158 74H160ZM186 70H187V69H186ZM51 71H52V70H51ZM106 71H107V70H106ZM117 71H119V70H117ZM121 71L123 72V70H121ZM141 71H143V70H141ZM144 71H145V68H144ZM144 71H143V72H144ZM148 71H149V69H148ZM153 71H156V70H153ZM52 72H53V71H52ZM58 72H59V71H58ZM92 72H93V71H92ZM101 72H104V71H101ZM111 72H112V71H111ZM125 72H127V70L124 71V74H125ZM187 72H188V73H187V75H188V74H189V71H187ZM205 72H207V71H205ZM55 73H56V72H55ZM70 73H71V72H70ZM90 73H91V72H90ZM105 73H106V72H105ZM112 73H113V72H112ZM116 73H117V72H116ZM127 73H128V72H127ZM129 73H130V72H129ZM156 73H157V72H155V74H156ZM162 73H164V72H161V74H162ZM165 73H166V71H165ZM168 73H169V72H168ZM190 73H191V72H190ZM202 73H203V72H202ZM58 74H59V73H58ZM61 74H62V73H61ZM74 74H75V73H74ZM81 74H82V73H81ZM83 74H84V72H83ZM91 74H92V73H91ZM102 74H103V73H102ZM107 74H108V73H107ZM107 74H106V75H107ZM148 74H149V73H148ZM166 74H167V73H166ZM184 74L186 75V72H185ZM204 74H205V73H204ZM209 74L211 75V73H209ZM228 74H229V73L224 74V75H228ZM85 75H86V74H85ZM92 75H94V74H92ZM97 75H98V74H97ZM97 75H96V76H97ZM104 75H105V74H104ZM113 75H115V74H113ZM117 75H118V74H117ZM117 75H116V76H117ZM137 75H138V74H137ZM167 75H168V74H167ZM167 75H166V76H167ZM174 75H177V74H174ZM182 75H183V73H182ZM187 75H186V76L183 75V76H184V77H187L186 79L188 80V78H190V76H187ZM213 75H214V74H212V76H213ZM71 76H72V75H71ZM74 76H75V75H74ZM109 76H110V75H108V77H109ZM118 76H119V75H118ZM192 76H194V75H192ZM219 76H220V75H219ZM230 76H231V75H230ZM230 76H228V77L225 76V77H223V78H222V76H220L221 79H222V82L224 81V82H223L224 84L222 83V85H221L223 88H226V86H224V85H228V84L226 83V82H228V81H226V80H224V79H226V78L229 79ZM55 77H56V76H55ZM57 77H58V76H57ZM60 77H61V76H60ZM90 77H91V76H90ZM90 77H89V78H90ZM114 77H115V76H114ZM114 77H112V78L114 79ZM121 77H122V76H121ZM121 77H120V78H121ZM135 77L137 78V76H135ZM159 77L162 78V77H164V76H160V75H159ZM172 77H173V76H172ZM79 78H80V77H79ZM109 78L111 79V77H109ZM123 78H124V77H123ZM123 78H122V79H123ZM132 78L134 79V77H132ZM138 78H140V77H138ZM141 78H142V76H141ZM166 78H167V77H166ZM193 78H194V77H193ZM193 78H192V77L190 78V79H192L191 82H192V81H195V82H196V83L194 82V84H197L196 86H197L198 91H199V92H204V91H205V88L207 87L206 85H209L208 83L210 82L211 78H212V80H214V79H216V76H215V75H214V77H211V76H210V77H209V76H200V77H198V78H196V76H195V79H194V80H193ZM231 78H232V77H231ZM248 78H249V77H248ZM77 79H78V78H77ZM80 79H81V78H80ZM118 79H119V78H118ZM118 79H117V80H118ZM124 79H126V77H125ZM127 79H128V78H127ZM127 79H126V80H127ZM163 79H164V78H163ZM176 79H177V78H176ZM184 79H185V78H184ZM190 79H189V80H190ZM217 79H218V78H217ZM81 80H82V79H81ZM119 80H121V79H119ZM128 80H129V79H128ZM166 80H167V79H166ZM168 80H169V79H168ZM181 80H182V79H181ZM187 80H186V81H187ZM232 80H233V78L231 79V81H232ZM257 80H258V79H257ZM60 81H61V80H60ZM129 81H130V80H129ZM138 81H141V80L138 79ZM173 81H174V80H173ZM178 81L180 82L179 79H178ZM214 81H216V80H214ZM214 81H211V83H212V82H213L212 84L216 83V82H214ZM231 81L228 82V83H231ZM251 81H252V80H251ZM76 82H77V81H76ZM83 82H84V81H83ZM102 82H103V81H102ZM115 82H116V81H114V83H115ZM176 82H177V80H176ZM191 82H190V83H191ZM218 82H221V81H218ZM52 83H54V82H52ZM58 83H59V82H58ZM78 83H79V82H78ZM118 83H119V82H118ZM124 83H125V82H124ZM124 83H123V84H124ZM126 83H127V81H126ZM132 83H134V82H132ZM165 83H166V82H165ZM165 83H164V84L162 83V84L165 86ZM172 83H174V82H172ZM186 83H187V82H186ZM55 84H57V83H55ZM81 84H83V83H81ZM85 84H86V83H85ZM93 84H94V83H93ZM98 84H99V83H98ZM103 84H105V82H104ZM138 84H140V83H138ZM177 84H178V83H176V85H177ZM232 84H233V81H232ZM237 84H239V83H237ZM240 84H241V83H240ZM52 85L54 86V84H52ZM87 85H88V84H87ZM99 85H101V80H100V84H99ZM117 85L122 86V85H120V84H117ZM125 85H126V84H125ZM180 85H181V84H180ZM216 85H217V84H215V86H216ZM219 85H220V84H219ZM242 85H244V84L242 83ZM247 85H248V87H250L251 89L253 88V86H251V85L249 86L248 83L245 84L244 87H246ZM46 86H47V85H46ZM78 86H79V84H78ZM94 86H95V84H94ZM94 86H93V87H94ZM111 86H112V85H111ZM111 86H110V87H111ZM119 86H118V87H119ZM177 86H179V85H177ZM177 86H176V87H177ZM181 86H182V85H181ZM181 86H180V87H181ZM203 86H205V87H203ZM43 87H44V86H43ZM47 87H48V86H47ZM54 87H55V86H54ZM54 87H53V88H54ZM62 87H63V86H62ZM62 87H61V88H62ZM66 87H67V86H66ZM69 87H70V86H69ZM95 87H96V86H95ZM99 87H100V86H99ZM102 87H103V86H102ZM113 87H114V84H113ZM115 87H117V86H115ZM170 87H171V86H170ZM173 87H174V86H173ZM193 87H194V86H193ZM227 87H228V86H227ZM39 88H42V87H39ZM39 88H38V89H39ZM96 88H98V87H96ZM104 88H105V87H104ZM126 88H127V86H126ZM131 88H132V86H131ZM165 88H166V87H165ZM177 88H178V87H177ZM208 88H209V87H208ZM208 88H207V91H206L207 93H208ZM232 88H233V91H234L235 88H236V85H235V88H234V85L232 86ZM232 88H231V90H232ZM241 88H243V86H242ZM241 88L238 89V86H237L236 90L238 89L237 91L240 92V91H242ZM246 88H247V87H246ZM250 88H249V89H250ZM261 88H262V87H261ZM69 89H70V88H69ZM82 89H83V88H82ZM105 89H106V88H105ZM115 89H116V88H115ZM128 89H130V88H128ZM172 89H173V88H172ZM174 89H175V88H174ZM174 89H173V93H174L175 90H177V89H175V90H174ZM193 89L195 90V87H194ZM78 90H79V89H78ZM118 90H119V89H118ZM125 90H126V89H125ZM125 90H124V91H125ZM137 90H138V89H137ZM153 90H154V89H153ZM179 90H180V89H179ZM179 90H178V93H179ZM186 90H187V89H186ZM194 90H193V91H194ZM236 90H235V91H236ZM239 90H240V91H239ZM247 90H248V88H247ZM32 91H33V90H32ZM32 91H31V92H32ZM34 91H38V90H37V89H36V90L34 89ZM34 91H33V92H34ZM62 91H63V90H62ZM65 91H66V90H65ZM95 91H96V89H95ZM110 91H111V90H110ZM124 91H123V92H124ZM131 91H133V90H131ZM163 91H164V90H163ZM163 91L161 90V92H160V93H162V95H161L162 97L164 96ZM169 91H171V90H169ZM189 91H190V88H189ZM259 91H260V90H259ZM31 92H30V93H31ZM44 92H45V91H44ZM53 92H54V91H53ZM66 92H67V91H66ZM83 92H84V91H83ZM88 92H89V91H88ZM113 92H114V91H113ZM120 92H121V91H120ZM120 92H119V93H120ZM151 92H152V91H151ZM151 92H150V95L152 94ZM157 92H159V91H157ZM185 92H186V91H185ZM209 92H210V91H209ZM229 92H231V91L229 90ZM39 93H41V92L39 91ZM39 93H38V94H39ZM57 93H58V92H57ZM67 93H68V92H67ZM110 93H111V92H110ZM114 93H115V92H114ZM119 93H118V95H119ZM160 93H159L158 96H160ZM188 93H189V92H188ZM194 93H195V92H194ZM231 93H232V92H231ZM240 93H241V92H240ZM242 93L244 94V91H243ZM242 93H241V95H242ZM245 93H246V90H245ZM33 94H34V93H33ZM36 94H37V93H36ZM60 94H62V93H60ZM60 94H58V95H60ZM72 94H73V93H72ZM95 94H96V93H95ZM122 94H123V93H122ZM122 94H121V95H122ZM128 94H129V93H128ZM169 94H171V93H169ZM169 94H168V95H169ZM176 94H177V93H176ZM176 94L174 95L175 98H176ZM179 94H181V96H184V95L186 96V95H187V94L182 95V93H179ZM209 94H210V93H209ZM234 94H237V92L234 93ZM64 95H65V94H64ZM111 95H112V94H111ZM111 95H109V96H111ZM113 95H114V94H113ZM113 95H112V97H113ZM142 95H143V94H142ZM154 95H155V93H154ZM232 95H233V94H231V96H232ZM245 95H246V94H245ZM32 96H33V95H32ZM105 96H107V95H105ZM156 96H157V95H156ZM156 96H155V97H156ZM161 96H160V97H161ZM171 96H172V95H171ZM188 96H189V94H188ZM207 96H208V95H207ZM210 96H211V95H210ZM237 96H238V95H237ZM251 96H252V95H251ZM47 97H49V96H47ZM47 97H46V98H47ZM63 97H64V96H63ZM68 97H69V96H68ZM120 97H121V96H120ZM151 97H152V96H151ZM160 97H159V99H161ZM166 97H167V96H166ZM196 97H197V96H196ZM234 97H235V96H234ZM245 97H246V96H245ZM247 97H248V96H247ZM247 97H246V98H247ZM51 98H52V97H51ZM69 98H70V97H69ZM73 98H74V97H73ZM82 98H83V96H82ZM107 98H108V97H107ZM141 98L144 99L143 96H141ZM152 98H153V97H152ZM156 98H157V97H156ZM163 98H164V97H163ZM180 98H181V97H180ZM190 98H192V97H190ZM235 98H236V97H235ZM235 98H234V99H235ZM238 98H239V97H238ZM238 98H236V101H237V100H240V98H239V99H238ZM250 98H251V97H250ZM26 99H27V98H26ZM60 99H61V98H60ZM65 99H66V98H65ZM108 99H109V98H108ZM181 99H182V98H181ZM183 99H184V98H183ZM227 99H228V98H227ZM34 100H35V99H34ZM44 100H45V99H44ZM54 100L57 101V99H54ZM54 100H52V101H54ZM58 100H59V99H58ZM74 100H75V99H74ZM104 100H105V99H104ZM116 100H117V99H116ZM135 100H136V99H135ZM157 100H158V99H156V101H157ZM162 100H164V99H162ZM169 100H170V99H169ZM250 100H251V99H250ZM21 101H22V100H21ZM45 101H46V100H45ZM52 101H50V102L52 103ZM60 101H61V100H60ZM66 101H67V100H66ZM82 101H83V100H82ZM140 101H142V100L140 99ZM146 101H147V100H146ZM149 101L151 102V98L149 99ZM165 101L167 102V100H165ZM165 101H162V102H165ZM229 101H230V99L228 100V102H229ZM240 101H241V100H240ZM240 101H239V104H240ZM18 102H19V101H18ZM18 102H17V103H18ZM24 102H25V101H24ZM37 102H38V101H37ZM41 102H42V101H41ZM41 102H40V103H41ZM62 102H63V101H62ZM69 102H70V101H69ZM79 102H81V101H79ZM83 102H84V101H83ZM83 102H82V103H83ZM109 102H111V101L109 100ZM118 102H119V101H118ZM137 102H138V100H137ZM137 102H136V103H137ZM220 102H221V101H220ZM226 102H227V101H226ZM226 102H225V103H226ZM20 103H21V102H20ZM45 103H46V102H45ZM54 103H55V102H54ZM65 103H66V102H65ZM75 103H76V102H75ZM90 103H91V101H90ZM115 103H117V102H115ZM120 103H121V102H120ZM156 103H157V102H156ZM159 103H160V102H159ZM169 103H170V101H169ZM200 103H201V101H200ZM256 103H257V102H256ZM15 104H16V103H15ZM47 104H48V103H47ZM69 104H70V103H69ZM110 104H111V103H110ZM143 104H144V103H143ZM153 104H154V103H153ZM163 104H164V103H163ZM170 104H172V103H170ZM202 104H203V103H202ZM214 104H215V103H214ZM247 104H249V102H248ZM260 104H264V103H261V102H260ZM22 105H23V104H22ZM27 105H28V103H27ZM49 105H50V104H49ZM55 105H56V104H55ZM55 105H54V106H55ZM62 105H63V103H62ZM88 105H89V104H88ZM164 105H165V104H164ZM172 105H173V104H172ZM181 105H182V104H181ZM195 105H196V104H195ZM224 105H225V104H224ZM229 105H232V104H229ZM236 105H237V104H236ZM249 105H250V104H249ZM249 105H248V106H249ZM258 105H259V104H258ZM13 106H14V104H13ZM18 106H19V105H18ZM18 106H17L16 109H18ZM35 106H36V105H35ZM35 106H34V107H35ZM43 106H44V105H43ZM52 106H53V105H52ZM54 106H53V108H54ZM57 106H58V105H57ZM98 106H101V105H98ZM176 106H177V105H176ZM214 106H215V105H214ZM241 106H244V105H241ZM256 106H257V105H256ZM31 107H32V106H31ZM34 107H33V108H34ZM38 107H39V106H38ZM151 107H152V108H149V109H153V106H151ZM155 107H156V106H155ZM164 107H166V106H164ZM171 107L173 108V106H171ZM180 107H181V106H180ZM180 107H179V109H180ZM182 107H183V106H182ZM198 107H199V105H198ZM212 107H213V106H212ZM226 107L228 108V105H227ZM229 107H230V106H229ZM231 107H232V106H231ZM239 107H240V106H239ZM249 107H250V106H249ZM20 108H22V107H19V109H20ZM24 108H25V106H24ZM40 108H42V107H40ZM92 108H93V107H92ZM115 108H116V107H115ZM145 108H147V107H145ZM191 108H192V107H191ZM217 108H218V107H217ZM246 108H247V107H246ZM16 109H15V110H16ZM19 109H18V110H19ZM34 109H36V108H34ZM54 109H55V108H54ZM68 109H69V108H68ZM94 109H95V108H94ZM110 109H111V108H110ZM112 109H113V108H112ZM116 109H117V108H116ZM161 109H162V107H161ZM192 109H193V108H192ZM13 110H14V109H13ZM24 110H27V109H24ZM38 110H39V109H38ZM40 110H41V109H40ZM40 110H39V111H40ZM47 110H48V109H47ZM70 110H71V109H70ZM91 110H92V109H91ZM113 110H115V109H113ZM136 110H137V109H136ZM138 110H140V108H139ZM138 110H137V111H138ZM142 110H143V109H142ZM167 110H168V109H167ZM177 110H178V109H177ZM194 110H195V109H194ZM196 110H197V109H196ZM245 110H246V109H245ZM16 111H17V110H16ZM41 111H42V110H41ZM43 111H44V110H43ZM53 111H54V110H53ZM60 111H61V110H60ZM88 111H90V109H89ZM111 111H112V110H111ZM144 111H146V109H144ZM154 111H155V110H154ZM161 111L163 112V110H161ZM161 111H160V112H161ZM180 111H182V110H180ZM192 111H193V110H192ZM214 111H216V110H213V112H214ZM232 111H233V110H232ZM239 111H240V110H239ZM7 112H8V111H7ZM13 112H14V111H13ZM46 112H47V111H46ZM71 112H72V111H71ZM83 112H84V111H83ZM103 112H104V109H103ZM108 112H109V111H108ZM108 112H106V113H108ZM114 112H115V111H114ZM123 112H124V111H123ZM138 112H141V110L138 111ZM152 112H153V111H152ZM197 112H198V111H197ZM204 112H205V111H204ZM224 112H225V111H224ZM237 112H238V111H237ZM25 113H26V112H25ZM49 113H50V111H49ZM52 113H53V112H52ZM91 113H92V112H91ZM94 113H95V112H94ZM143 113H147V112H143ZM143 113H142V114H143ZM157 113H159V111H158ZM167 113H168V112H167ZM178 113H179V112H178ZM192 113H193V112H192ZM194 113H195V112H194ZM230 113H231V112H230ZM8 114H9V113H8ZM8 114H7V115H8ZM39 114H40V113H39ZM60 114H61V113H60ZM81 114H82V113H81ZM84 114H85V112H84ZM89 114H90V113H89ZM125 114H127V113H125ZM125 114H124V116H126ZM148 114H149V113H148ZM165 114H166V113H165ZM200 114H202V113H200ZM217 114H218V113H216V115H217ZM219 114H222V113H219ZM17 115H18V114H17ZM54 115H55V114H54ZM72 115H73V113H72ZM86 115H87V114H86ZM104 115H105V114H104ZM114 115H115V114H114ZM138 115H140V116H138V117H141V113H138ZM146 115H147V114H146ZM169 115H170V114H169ZM240 115H241V114H240ZM14 116H15V115H14ZM50 116H52V115H50ZM60 116H61V115H60ZM97 116H98V115H97ZM112 116H113V115H112ZM128 116H129V115H128ZM133 116L135 117V115H133ZM148 116L150 117V119L153 120L154 117L152 118L150 115H148ZM148 116H146V118H147ZM196 116H197V115H196ZM206 116H207V115H206ZM206 116H205V117H206ZM235 116H236V114H235ZM0 117H1V116H0ZM6 117H7V116H6ZM12 117H13V116H11V118H12ZM28 117H29V115H28ZM56 117H57V115H56ZM91 117H92V116H91ZM103 117H104V116H103ZM105 117H106V116H105ZM121 117H122V116H120V118H121ZM166 117H167V116H166ZM197 117H199V116H197ZM202 117H203V116H202ZM205 117H204V118H205ZM239 117H240V116H239ZM1 118H2V117H1ZM46 118H47V117H46ZM62 118H63V117H62ZM71 118H72V117H71ZM82 118H83V117H82ZM141 118H142V117H141ZM159 118H160V117H159ZM204 118H203V119H204ZM207 118H208V120H209V117H207ZM221 118H222V116H221ZM226 118H227V117H226ZM240 118H241V117H240ZM244 118H245V117H244ZM7 119H8V117H7ZM44 119H45V118H44ZM53 119H54V118H53ZM56 119H57V118H56ZM56 119H55V121H56ZM84 119H85V118H84ZM87 119H88V118H87ZM99 119H100V118H99ZM111 119H112V118H111ZM114 119H115V117H113V121H114ZM127 119H129V118H127ZM136 119H137V118H136ZM161 119H162V118H161ZM171 119H172V118H171ZM199 119L201 120L200 117H199ZM199 119H198V120H199ZM245 119H246V118H245ZM9 120H10V119H9ZM57 120H58V119H57ZM59 120H60V119H59ZM71 120H73V119H71ZM106 120H107V119H106ZM130 120H131V119H130ZM154 120H155V119H154ZM158 120H160V119H158ZM169 120H170V119H169ZM208 120H207V121H208ZM226 120H228V119H226ZM27 121H28V120H27ZM63 121H64V118H63ZM69 121H70V120H69ZM115 121H116V120H115ZM122 121H123V120H122ZM174 121H176V120H174ZM196 121H197V120H196ZM203 121H205V120H203ZM220 121H221V120H220ZM230 121H231V123L233 122L232 120H230ZM237 121H238V120H237ZM36 122H37V121H36ZM49 122H50V121H49ZM103 122H104V121H103ZM119 122H120V120H119ZM127 122H128V120H127ZM132 122H133V121H132ZM138 122H140V121H138ZM205 122H206V121H205ZM226 122H227V121H226ZM241 122H242V121H241ZM17 123H18V122H17ZM22 123H23V121H22ZM31 123H33V122H31ZM73 123H74V122H73ZM87 123H89V122H87ZM109 123H110V122H109ZM156 123H157V122H156ZM166 123H167V121H166ZM174 123H175V122H174ZM236 123H237V122H236ZM244 123H245V122H244ZM244 123H243V124H244ZM247 123H248V122H247ZM82 124H83V123H82ZM91 124H92V123H91ZM122 124H123V123H122ZM135 124H137V123H135ZM135 124H134V125H135ZM141 124H142V123H141ZM159 124H160V123H159ZM199 124H200V122L197 123V126H198V127H199ZM206 124H208V123H206ZM17 125H18V124H17ZM19 125H20V124H19ZM33 125H35V124H33ZM38 125H39V124H38ZM84 125H85V124H84ZM172 125H173V124H172ZM172 125H171V126H172ZM202 125L204 126L203 123H202ZM212 125H213V124H212ZM237 125H238V124H237ZM40 126H41V125H40ZM43 126H45V125H43ZM51 126H52V125H51ZM113 126H114V123H113ZM140 126H141V125H140ZM143 126H145V125H143ZM155 126H156V125H155ZM155 126H154V127H155ZM176 126H177V125H176ZM209 126H210V125H209ZM214 126H215V125H214ZM3 127H5V126H3ZM15 127H16V126H15ZM25 127H26V126H25ZM41 127H42V126H41ZM45 127H46V126H45ZM73 127H74V126H73ZM99 127H100V126H99ZM102 127H103V126H102ZM117 127H118V125H117ZM160 127H161V126H160ZM194 127H195V126H194ZM198 127H197V128H198ZM210 127H211V126H210ZM231 127H232V126H231ZM236 127H237V126H236ZM261 127H264V126H261ZM20 128H21V126H20ZM33 128H35V127L33 126ZM74 128H76V127H74ZM87 128H88V127H87ZM131 128H132V127H131ZM134 128H135V127H134ZM141 128H142V127H141ZM164 128H165V125H164ZM164 128H163V129H164ZM171 128H172V127H171ZM177 128H178V127H177ZM205 128H206V130H207V127H205ZM208 128H209V127H208ZM228 128H229V127H228ZM233 128H235V127H233ZM233 128H232V129H233ZM251 128H252V127H251ZM21 129H22V128H21ZM65 129H66V128H65ZM77 129H78V128H77ZM104 129H105V128H104ZM104 129H103V131H104ZM169 129H170V128H169ZM209 129H210V128H209ZM216 129H217V128H216ZM219 129H220V127H219ZM239 129H240V128H239ZM261 129H262V128H261ZM31 130H33V129H31ZM45 130H46V129H45ZM92 130H93V129H92ZM130 130H131V129H130ZM137 130H138V129H137ZM155 130H157V129L155 128L154 131H155ZM173 130H174V128H173ZM192 130H193V129H192ZM192 130H191V131H192ZM198 130H199V128H198ZM234 130H235V129H234ZM18 131H19V130H18ZM95 131H96V130H95ZM105 131H106V130H105ZM112 131H113V130H112ZM112 131H110V132H112ZM160 131H161V129H160ZM193 131H194V130H193ZM200 131H201V130H200ZM207 131H208V130H207ZM220 131H222V130H220ZM229 131H231V130H229ZM7 132H8V131H7ZM15 132H17V131H15ZM15 132H13V134H16ZM19 132H21V131H19ZM19 132H18V133H19ZM33 132H34V131H33ZM67 132H68V130H67ZM93 132H94V131H93ZM115 132H116V131H115ZM124 132H125V131H124ZM152 132H153V131H152ZM163 132H164V131H163ZM174 132H175V131H174ZM208 132H210V131H208ZM211 132H212V131H211ZM234 132H235V131H234ZM256 132H257V131H256ZM11 133H12V132H11ZM48 133H49V131H48ZM105 133H106V132H105ZM140 133H141V132H140ZM170 133H173V131L170 132ZM237 133H238V132H237ZM253 133H254V132H253ZM3 134H4V133H3ZM50 134H51V133H50ZM115 134H116V133H115ZM179 134H181V133H179ZM219 134H220V133H219ZM238 134H239V133H238ZM4 135H5V134H4ZM4 135H2V136H4ZM51 135H52V134H51ZM53 135L56 136L55 134H53ZM87 135H88V133H87ZM92 135H93V134H92ZM133 135H134V134H133ZM148 135H149V134H148ZM164 135H165V134H164ZM174 135H175V134H174ZM184 135H185V134H184ZM211 135H212V134H211ZM220 135H222V134H220ZM229 135H230V134H229ZM93 136H94V135H93ZM115 136H116V135H115ZM155 136H158V135L156 134ZM185 136H186V135H185ZM216 136H217V135H216ZM222 136H223V135H222ZM232 136H233L232 138H234V139L237 138V139H236L237 141H238V139H240V140L242 139V138H240L241 136H238V137H236V135H232ZM243 136H244V135H243ZM253 136H254V134H253ZM255 136H256V135H255ZM71 137H72V136H71ZM71 137H70V138H71ZM79 137H80V136H79ZM94 137H95V136H94ZM145 137H146V136H145ZM158 137H159V136H158ZM158 137H157V138H158ZM161 137H162V135H161ZM211 137H212V136H211ZM227 137H228L227 135L224 136V138H227ZM229 137H230V136H229ZM48 138H49V136H48ZM61 138H62V136H61ZM66 138H67V137H66ZM74 138H75V137H74ZM87 138H88V137H87ZM118 138H119V137H118ZM134 138H135V137H134ZM200 138H201V137H200ZM224 138H223V139H224ZM230 138H231V137H230ZM232 138H231V141H232V142L234 141V143H236L237 141L235 142V140H233ZM243 138H244V137H243ZM245 138H246V137H245ZM245 138H244V140H241V143H242L243 149H242V152H241V153L239 152V153L242 154V155H243V153H244L243 156L246 155V154H245V150H247L248 152L251 150L250 152H251V154H252V151L254 152V150L256 151V149H257L258 151H260V149H261L262 147H264V146H262V145H264V143H261V144H260V140H259V141H258V142H259V146H258V147H260V148H258L257 146H255V147H253L254 150H252L251 148H252V146H254V145L251 146L250 144L252 143V141H255V139L253 140V138L251 137L252 140H250V139H249V140H246ZM2 139H4V138H2ZM7 139H8V138H7ZM62 139H63V138H62ZM114 139H115V138H114ZM146 139H147V138H146ZM180 139H181V138H180ZM220 139H221V138H220ZM223 139H222V141H223ZM17 140H18V139H17ZM63 140H64V139H63ZM67 140H68V139H67ZM115 140H116V139H115ZM123 140H124V139H123ZM192 140L194 141L193 138H192ZM195 140H196V139H195ZM197 140H198V139H197ZM212 140L215 142V144H214V142L211 141V140H209L210 143L213 142V143H211V144H210L209 142H207V140H205V141L203 140L205 144H206V142H207V144H208L207 146H208V147H205V145H204V147H203V146L201 145L202 148H200V151H199V150H198V146H197V150L199 151V153H198V151H195V152L193 151L194 154H195V153H196V154H195V155H192V156H195V157H193V158L191 157V159H192V160L195 159V160H194L195 163H197V161H198V163H199V160H200V163H199V164H196V165L194 166L195 170L193 169V170H191V171H189V170L191 169V166H189V165H191V164H190V161L188 162V163H189V165H188V166H189V167H188L189 169L186 168V167L184 168L183 165H184L185 163H184V161H182V162L184 163L183 165L180 163V164H181V165L179 164L180 166H179V165L176 166V167H179L181 170L179 171V169L176 168V171H175V168H174V167H175V166H174V162H175V161H174L173 159L179 157V156L177 157L176 154H175L176 157H175V156H171V158H172V162H171V164H172V165H171V164H167V163H169V162H168V161H169L168 158L170 157L169 154H167V155H168V158H167V155H164L165 153H167V152H165L167 149L164 151L165 153L162 152V153H163V154H162V153H160V150H159V147H158V146H155V147H157V149H156V148L153 149V147H152V145H151L150 148L152 147L151 149H153V150H152V151L150 150L151 153L149 154V150L147 149V147H148L147 144L150 145V144H152V143H147L148 141L146 142V144L143 145V146L146 148V150L144 149V147H142V148L145 150L144 153H140V152H139V153H140V156H137V157H136V155H138V154H136V155L134 156V154L131 153L132 151H130V150L127 148V151H124V152L122 153L121 156H120L121 153H119V154H118V153H117V154L114 153V154H115L114 158H117L116 155H119V156H120V157L118 156V158H117V159H118V163H116V162H117V159H115L116 161H115V160H114V161H115L116 165H117V164H120V165L122 164L121 166H118V167H121V169L123 168V170H125V171H124V172H125V173H124L125 176H126V174L129 173L128 171H127V173H126V170L135 167L136 169H130L129 176H130V174L133 175L132 173H134V175H140V177H142L141 180H138L139 184L136 182L137 179L134 178V180H136V181H135L136 184H138L137 187H130L131 189H128V188H127L128 190H130L131 193L133 192V193L140 194V195H141V194H143V195L145 194V195H147V196L149 195V197H151L150 195H153V196L157 197V198L159 199V201H161V202L164 201V202H165L170 208H173V209L175 210V212H178V211H180V210H178V209L185 208V206L188 207V208H190V205H191L192 203H194V202H195V204L197 203V201H194V202H193V200H190V198H189L187 195H186V197L189 198V201H187V202H189V203H185V202H184V200H185V199H184V195H185V193H186V192L184 193L185 190H187V191H191L190 193H192V190H190V189L193 188V189H194V193H193V194H194L196 197L198 196V193H199V191H197V192H198L197 195L195 194V193H196V189H198V188L196 187V185L198 186V185L201 184L202 186L200 185L199 187H201V189H202V188L205 189V191L207 190V188H206V186H205L206 181L204 180V177H203V178H200V177H199V175L201 174V173L198 172V171L200 170V168H198L200 164H201V165L204 164V161H205V163H207V164H209V165H211V166H212V165L215 166L214 168H215L216 170L219 168V169L217 170V171H218L217 173H219L221 163L223 162V158L226 157V158L229 159L230 155H232V158H233V157L235 158V157H237L238 154H239V153H236L237 155L234 154L235 156H234L233 154H230V155L226 154L225 151L222 150V148L227 149V147H225L226 145L222 146V145H221V142H220V143H217L216 141H219V139H215V140L212 139ZM256 140H257V139H256ZM261 140H262V139H261ZM14 141H15V140H14ZM14 141H13V142H14ZM49 141H50V140H49ZM49 141H47V142H49ZM51 141H52V140H51ZM125 141H126V140H125ZM157 141H158V140H157ZM172 141H173V139H172ZM220 141H221V140H220ZM226 141H227V140H226ZM231 141L227 142L228 145H230V142H231ZM66 142H67V141H66ZM66 142H65V143H66ZM80 142H81V140H80ZM116 142H117V141H116ZM119 142H120V143H119ZM119 142H118L119 144L122 143L121 140H119ZM123 142H124V141H123ZM131 142H132V141H131ZM131 142L128 141L127 146L129 145V143H130V144L133 143L132 145H134V146L129 145V147L132 146L133 148H132V147H130V148H132V149L138 148V149H135V150H141V149H142L141 147H135V145L140 144V145L142 146L143 142H142V144H141V141L138 142L137 144H134V142H132V143H131ZM159 142H160V141H159ZM159 142H158V143H159ZM170 142H171V141H169V144H168V143H167V144L170 145ZM187 142H189V140H188ZM199 142H200V141H199ZM199 142H197V144H198ZM261 142H262V141H261ZM22 143H23V142H22ZM78 143H79V142H78ZM125 143H126V142H124V144H125ZM135 143H136V142H135ZM177 143H178V142H176V145H178ZM180 143H181V144H180V145H181L180 149H182L184 146H186V145L188 144V143H187L186 145H185V144L182 145L183 143H182V142H180ZM184 143H186V142H184ZM191 143H193V142L191 141L189 144H191ZM194 143H195V144H194ZM194 143L191 144V146H192V145L195 146L194 148L196 149V145H197V144H196V142H194ZM201 143H203V142H201ZM76 144H77V143H76ZM92 144H93V143H92ZM99 144H103V143H99ZM105 144H106V143H105ZM189 144H188V146H189ZM209 144H210L211 146H210ZM212 144H214V145H213L214 149H211V150L209 151V148L212 147ZM219 144H220L221 146H220ZM231 144H232V143H231ZM236 144H237V143H236ZM236 144H235V146L238 145V147H235V148H239V145H240V144H239V141H238V144H237V145H236ZM66 145H67V143H66ZM97 145H98V144H97ZM97 145H96V146H97ZM140 145H138V146H140ZM145 145H146V146H145ZM168 145H167V147H168ZM176 145H174L175 147L173 146L174 149H175V152H176V150H177V149H176V147H177ZM34 146H35V145H34ZM62 146H63V144H62ZM62 146H61V147H62ZM76 146H77V145H76ZM91 146L93 147V145H91ZM100 146H101V145H100ZM119 146L122 147V144L119 145ZM125 146H126V144H125ZM182 146H183V147H182ZM188 146H187V147H188ZM209 146H210V147H209ZM232 146H234V145H232ZM232 146H231V147H232ZM261 146H262V147H261ZM4 147H5V144H4ZM32 147H33V146H32ZM55 147H56V146H55ZM55 147H51V148H52V149H51L50 147L48 148V146H47V147L45 146L46 149L48 148V149L46 150V153H45L44 151H43L44 153L41 151L40 154H41V155H45V154H46V155L49 156L50 158H52V157L55 156V159H50V160H48V157H47V160H48L49 162H51V160H52V163H53L54 161H55V163H57L56 165L53 163L55 166H53L52 163H50V164L46 163V162H48L46 159H45V164H46V165L48 164V166L52 164L51 167H52V166H53V167H52V168L50 167V169L53 170L54 172H56L55 169H57V171H58V173H59V175H60L59 177H58V175H57V177L60 178V179L62 180V182H64L65 186L70 185V186H68V188L70 187V189H71L72 186H71V184H70V180L68 179V178L70 177V172H71V171H76L74 166H76L77 163H78L77 158H78L79 160H81L80 158H82V157H79V156H78V155H79V152H78V151H75V152H73V156H74L73 159H71V158L69 159V158H67V155H70V153H68V152L65 151V150H64V152H62V151H63L62 149H64V148H61L60 150H58V149H56ZM80 147H81V146H80ZM92 147H91V148H92ZM101 147H103V146H101ZM134 147H135V148H134ZM169 147H170V146H169ZM169 147H168V148H169ZM38 148H39V147H38ZM53 148H54L55 150H58V152L56 151L58 154L60 153L59 151H61V150H62V151H61L62 154L65 153V156H66V157H65V156H62V157H64L63 159H65V161H62V162H61V160H63V159L60 158V157H61V156H59L60 154H59V155L57 154V157H59L61 160L58 158L57 161H59V160H60V161H59V162L56 161V158H57L56 155L53 156V154H52V153L54 152V151H53ZM57 148H59V147H57ZM83 148H85V146H84ZM99 148H100V147H99ZM161 148H162V147H161ZM189 148H190V147H188V149H189ZM232 148H233V147H232ZM240 148H241V146H240ZM255 148H256V149H255ZM78 149H80V148H78ZM100 149H101V148H100ZM114 149H115V148H114ZM120 149H121V148H120ZM143 149H142V151H143ZM164 149H165V148H164ZM164 149H163V150H164ZM170 149H171V148H169V150H170ZM174 149H172V150H174ZM183 149H184V151H183L184 154H183V155H184V156L187 155V156L190 157L189 153H190L191 151L188 150L189 152L186 153V152H187V151H186L187 148H183ZM205 149H206V150H205ZM220 149H221V152H220ZM39 150H40V149H37L38 152H39ZM49 150H50V151L52 150V152H50ZM101 150H102V149H101ZM110 150H111V149H110ZM121 150H122V149H121ZM128 150H129V151H128ZM178 150H179V148H178ZM191 150H192V149H191ZM238 150H239V149H238ZM261 150L264 151V148H262ZM6 151H7V149H6ZM25 151H27V150H25ZM48 151L52 154V155H51L52 157L50 156V153H49ZM93 151H95V150H93ZM102 151H103V150H102ZM114 151H115V150H114ZM222 151H224V152H222ZM262 151H261V156H262V153H264V152H262ZM4 152H5V151H4ZM66 152H67L68 154H67ZM82 152H84V151L82 150ZM85 152H86V151H85ZM87 152L91 153V155L94 153V152H91V151H87ZM96 152L98 153V150H97ZM99 152H101V151L99 150ZM178 152H180V150H179ZM181 152H182V151H181ZM206 152H209V153H206ZM219 152H220V153H219ZM248 152H247V153H248ZM250 152H249V153H250ZM8 153L10 154V152H8ZM42 153H43V154H42ZM47 153H48L49 155H48ZM89 153H88V154H89ZM109 153H111V152H109ZM109 153H108V155H109ZM185 153H186V154H185ZM221 153H224V155L221 154ZM254 153H255V152H254ZM21 154H22V153H21ZM54 154H56V153L54 152ZM66 154H67V155H66ZM104 154H105V153H104ZM104 154H102V155L104 156ZM148 154H149V155H148ZM191 154H192V153H191ZM208 154H209V155H208ZM210 154H211V155H210ZM219 154H221V155L223 156L222 159H219L220 156H221V155H219ZM32 155H33V154H32ZM46 155H45V156H46ZM83 155H84V154H82V155H80V156H83ZM85 155H86V154H85ZM89 155H90V154H89ZM94 155H95V154H94ZM94 155H92V156H94ZM161 155H162V156H161ZM212 155H213V157H212ZM225 155H226V156H225ZM242 155H241V157H242ZM252 155H253V154H252ZM252 155H251V156L248 155L249 157H248L247 159L249 160V159L252 157ZM4 156H5V155H4ZM10 156H11V155H10ZM29 156H30V155H29ZM33 156H34V155H33ZM97 156H99V157H98V160H97V157L94 156V158H95L97 161H102V160H99V158H101L100 155H97ZM105 156H106V155H105ZM160 156H161V157H160ZM206 156L208 157V159H209L210 161H208V159H207ZM210 156H211V157H210ZM218 156H219V157H218ZM227 156H228V157H227ZM1 157H2V156H1ZM1 157H0V158H1ZM138 157H140V159H136V158H138ZM162 157H163V158H162ZM174 157H175V158H174ZM214 157H215V158L218 157V158H217V159H213ZM241 157H240V155H239L238 158H241ZM12 158H13V157H12ZM31 158H33V157H31ZM31 158H30L29 160H28V158H27V160H28V161H32ZM34 158H35V157H34ZM40 158H41V157H39V159H40ZM66 158H67L68 160H66ZM88 158L91 159L90 157H88ZM157 158H158V159L161 158V159H159V161H158L159 164L157 163ZM165 158H166V159H165ZM205 158H206V159H205ZM226 158H225V159H226ZM232 158L230 157V159H232ZM245 158H246V156H245ZM254 158H255V157H254ZM258 158H259V157H258ZM1 159H2V158H1ZM82 159H84V158H82ZM89 159H87V160H89ZM104 159H107V157H105ZM108 159H109V156H108ZM132 159H133V161H132ZM134 159H136V160H134ZM167 159H168V160H167ZM181 159H182V156H181ZM191 159H190V160H191ZM228 159H226V160H228ZM241 159H242V158H241ZM3 160H4V159H3ZM23 160L25 161V158H24ZM27 160H26V161H27ZM41 160H42V158H41ZM41 160H40V161H41ZM53 160H54V161H53ZM110 160H111V159H110ZM110 160H109V161H110ZM137 160H138V161H137ZM160 160H162V161H163V160H166V162L163 161L162 163H160ZM188 160H189V159H188ZM196 160H197V161H196ZM201 160H203V162H201ZM219 160H220V161H219ZM248 160H247V161H248ZM256 160H257V158H256ZM24 161H23V162H24ZM26 161H25V162H26ZM28 161H27V162H28ZM82 161H83V160H82ZM85 161H86V160H85ZM89 161H91V160H89ZM93 161H94V160H93ZM107 161H108V160H107ZM134 161H135V162H134ZM136 161H137V162H136ZM173 161H174V162H173ZM176 161H177V160H176ZM215 161H216V163H215ZM231 161H232L233 163H231ZM231 161L228 160V164L230 163V165H228V168H229V166L232 167V166H234L233 164H235L233 160H231ZM239 161H240V160H238V163H239ZM241 161H243V164H244L245 166H247V165L244 163L245 159H243V160H241ZM258 161H259V160H258ZM21 162H22V160H21ZM91 162H92V161H91ZM119 162H120V163H119ZM209 162H210V163H209ZM213 162H214V163H213ZM41 163L44 164V162H42V161H41ZM85 163H86V162H85ZM92 163H93V162H92ZM175 163H176V162H175ZM191 163H192V162H191ZM212 163H213V164H212ZM223 163H224V162H223ZM248 163H249V162H248ZM256 163H257V162H255V164H256ZM0 164H1V163H0ZM4 164H5V160H4ZM4 164H3V165H4ZM45 164H44V166H45ZM93 164H94V163H93ZM100 164H101V163H100ZM102 164H103V166H100V167L103 168V167H104V164H107V162L102 163ZM102 164H101V165H102ZM111 164H112V163H111ZM111 164H110V165H111ZM176 164H177V163H176ZM216 164H217V165H216ZM218 164H219V165H218ZM257 164H259V163H257ZM261 164H264V163H261ZM261 164H260V166H261ZM1 165H2V164H1ZM20 165H21V163H20ZM23 165L26 166V165H29V163H26V164L23 163ZM23 165H22V166H23ZM30 165H31V164H30ZM81 165H82V164H81ZM86 165H87V164H85V167H86ZM96 165H97V168H96ZM96 165H95V167H93V168H92V166H91V168H92V169H91V168H88V166H90V164H89V165H87V168L90 169L92 173L94 172V169H95V168H96L97 172H100L101 170H100V168H99L98 163H97ZM116 165L112 164V167L114 166V169L111 168V169H113V171H114L113 173H115V174H117V173L115 172V166H116ZM205 165H206V164H205ZM239 165H240V163H239ZM249 165L252 166V168L255 167V168L253 169V170H255V172L259 173L260 175H261V174H264V171H261L262 173H260V172L257 171L258 169L256 170V168H258L259 166H258V165H256V166L253 165V164L251 163V160H250ZM35 166H36V165H34V167H35ZM172 166H174V167L172 168ZM185 166H187V164H185ZM211 166H209V167H211ZM216 166H217L218 168H216ZM257 166H258V167H257ZM0 167H1V166H0ZM5 167H6V166H4V168H5ZM31 167H33V166H31ZM31 167H30V168H31ZM116 167H117V166H116ZM196 167H197L199 170H197ZM200 167H201V166H200ZM240 167H241V166H240ZM73 168H74V169H73ZM76 168H77V167H76ZM82 168H83V166H82L80 169H82ZM203 168H204V167H203ZM228 168H227V169H226V168H222V169H223V176H222V178H223V177H224V178H223V179L220 178V179L223 180L222 183L226 181V182H227L226 185H227L228 183H229L228 185H230V184H231L230 182H233L232 185L234 186V188H232V189H234L233 191H236V190H237V189L235 190V184H236V183H235L234 179H232V177H234V175L232 174V173H234V171H232V168H233V167L230 168L231 170L228 169ZM248 168H249V167H248ZM252 168H251V169H252ZM259 168H260V167H259ZM0 169L2 170L3 168L1 167ZM25 169H26V168H25ZM32 169H33V168H32ZM35 169H36V170H37V169L39 170V169H41V168H36V167H35ZM35 169H34V170H35ZM50 169H49V171H50V173H51V170H50ZM78 169H79V168H77V170H78ZM80 169H79V170H80ZM85 169H86V168H85ZM98 169H99L100 171H98ZM107 169H109V168L107 167ZM173 169H174V170H173ZM182 169H184L183 172H182L181 174H179V173L182 171ZM185 169H186V170H185ZM236 169H237V168H236ZM244 169H246V168H245V167L242 168V170H244ZM260 169H261V168H260ZM260 169H259V170H260ZM19 170H20V169H19ZM36 170H35V174H36ZM38 170H37V171H38ZM59 170H60V171H59ZM82 170H83V169H82ZM90 170H89V171H90ZM92 170H93V171H92ZM96 170H95V174L97 173ZM187 170H188V172H190V173H188V174H189L190 178H192V180H190V178H189L188 176H187V177L184 176V175H187V174H183V173H186L185 171H187ZM196 170H197V172H196ZM210 170H212V169L210 168ZM233 170H235V166H234V169H233ZM246 170H247V169H246ZM246 170H244L245 172H243V173H245V176H242V179L239 180V182H241V181H242V182H245V185H246V186H244V187H247L248 184H246V183L251 184V182H252V179H251V178H253V183H252V184H254L255 182H259L258 179L264 180V175H262L261 177H260V176L258 177L259 174L257 175V173H256V176H257V177H256V176H254V173H255L254 171H252V172L250 171V173H251V178H250V174H248V173L246 172ZM249 170H250V169H248V172H249ZM261 170H262V169H261ZM22 171H24V170H22ZM45 171H46V170H45ZM45 171L42 170V172L40 173V175H41L42 173L45 175V174H46ZM80 171H81V170H80ZM104 171H105V170H104ZM116 171L118 172L117 169H116ZM192 171H193V172H192ZM227 171H228V172H227ZM229 171H230V172H229ZM231 171H232V172H231ZM24 172H26V171H24ZM28 172H29V169H28ZM81 172H82V171H81ZM81 172H80V173H81ZM87 172H88V170H86V173H87ZM131 172H132V173H131ZM178 172H179V173H178ZM195 172H196L197 176H195V175L191 176V175H190V174H192V173L194 174ZM200 172H202V171L200 170ZM203 172H204V171H203ZM225 172L231 176L230 181L227 180V178H228L227 176H229V175L224 176V175H225V174H224ZM56 173H57V172H56ZM56 173H55V175H56ZM74 173H75V172H74ZM78 173H79V171H78ZM108 173H109V171H108ZM205 173H206V172H205ZM30 174H31V173H30ZM33 174H34V173H33ZM35 174H34V175H35ZM37 174H38V176H37V175H36V176H37V179H38L40 176H39V173H38V172H37ZM84 174H85V173H84ZM97 174H101V175H102V172L97 173ZM104 174H105V173H104ZM104 174H103V175H104ZM120 174H121V173H120ZM236 174H237V173H236ZM23 175H27V174H23ZM51 175H53V174L51 173ZM67 175H68V176H67ZM103 175H102V176H103ZM106 175H107V172H106ZM110 175H112L111 178H112V177L114 178V174H111V173H110ZM206 175H208V174H206ZM212 175L214 176L213 173H212ZM232 175H233V176H232ZM252 175H253V176H252ZM46 176L48 177V175H46ZM78 176H79V174H78ZM82 176L85 177V176H88V174H87V175H86V174H85V175L82 174ZM97 176L100 178L99 175H97ZM102 176H101V179H102ZM108 176H109V175H108ZM108 176H107V177H108ZM116 176H117V175H116ZM116 176H115V177H116ZM118 176H121V177H122V175H118ZM194 176H195V177H194ZM200 176H201V175H200ZM216 176H217V175H216ZM238 176H239V175H238ZM240 176H241V175H240ZM44 177H45V176H44ZM51 177H53V176H51ZM57 177L55 176V179H58ZM71 177H72V176H71ZM71 177H70V178H71ZM105 177H106V176H105ZM107 177H106V178H107ZM127 177H128V175H127ZM140 177H138V179H140ZM210 177H211V175H210ZM1 178H2V177H0V180H1ZM17 178H18V177H17ZM20 178H21V177H20ZM45 178H46V177H45ZM75 178H76V176H75ZM80 178H81V177H80ZM88 178H90V176H89ZM95 178H96V177H95ZM99 178H97V179H99ZM119 178H120V177H118L117 179L115 178V181H117V180H118V181H119V180L122 181V180H123L122 178H120V179H119ZM129 178L132 179L133 177L131 176V177H129ZM199 178H200V180H202V181L204 180V182L201 181L202 183H200ZM229 178H230V177H229ZM256 178H257V179H256ZM29 179H30V178H29ZM42 179H43V178H42ZM42 179H41V178L38 179L39 182H40V181L42 182ZM47 179H48V178H47ZM71 179H73V177H72ZM84 179H86V177H85ZM97 179H96V181H97ZM131 179H130V180H131ZM187 179H188V181H187ZM197 179H198V180H197ZM211 179H212V178H211ZM217 179H219V177H218ZM224 179H226V180L224 181ZM250 179H251V180H250ZM88 180H89V179H88ZM104 180H105V179H104ZM134 180H133V181H134ZM189 180H190V182H189ZM193 180H194V182L197 180V181H196V182H197L196 185H195L196 182H195V183L192 182V184H190L191 181H193ZM257 180H258V181H257ZM1 181L4 182V178H3V180H1ZM23 181H25L24 178H23ZM44 181H45V180H44ZM72 181H73V183H74V180H72ZM81 181H82V180H81ZM89 181H90V180H89ZM89 181H88V183H90ZM112 181H114V180H112ZM112 181H110V183H111V188H109L110 186H109V187L107 186V188L110 190L109 192L112 193L111 195H115V194H116V195L119 196V197H120V196H123V195H121V192H122V191L125 192L126 190H123V189H121V188H120L118 191L115 190V188H117V187H115L116 184L113 185L114 188L112 189V184L115 183V182L112 183ZM131 181H132V180H131ZM131 181H130V183H132V184L129 183L130 185L135 184V182H133V181L131 182ZM208 181H209V180H208ZM211 181H214V180H211ZM218 181H219V180H218ZM250 181H251V182H250ZM254 181H255V182H254ZM11 182H12V180H11ZM26 182H27V181H26ZM48 182H50V181H48ZM93 182H94V180H93ZM102 182L104 183L103 180H102ZM102 182H101V183H102ZM106 182H107V181H106ZM122 182L125 183V181H122ZM187 182H188V183H187ZM198 182H199V183H198ZM260 182H262V184H264V181H260ZM1 183H2V182H1ZM37 183H38V182H37ZM81 183H82V182H81ZM83 183H84V182H83ZM83 183H82V185H81L83 188H84L85 185L90 186V187H92V188L94 187V186H92V184L88 185V184H86V182H85V184L83 185ZM118 183L121 184L120 181H119ZM124 183H123V184H124ZM220 183H221V181H220ZM220 183H218V184H220ZM222 183H221V185H217V186H218L217 189H219V190H218V194H220V195H218V197L220 196V197H222V198H223V197L225 198L226 196L228 197L229 194L227 193V195L225 194V195H226V196H225L223 193L225 192V190H228L229 188H228V187H225V186H226L225 184L222 185ZM234 183H235V184H234ZM45 184H46V183H45ZM47 184H48V183H47ZM95 184H96V183H95ZM104 184H105V183H104ZM106 184H107V183H106ZM108 184H109V183H108ZM183 184L186 185V188H185V185H183ZM187 184H189V185H187ZM193 184H194V187H193ZM213 184L215 185V184H217V183H216L215 181L212 182V183L209 181V183L207 182V187H208V185H209L210 188H213V186L211 187V185H213ZM242 184H243V183H242ZM257 184H258V183H256V185H257ZM262 184L260 183V185H262ZM0 185H1V184H0ZM11 185H12V184H11ZM39 185H40V184H39ZM39 185H38V186H39ZM41 185H42V187H41L42 189L39 188ZM41 185L38 187V188L40 189V192L42 193V194H40L41 196L44 195V194H43L44 192H47V193H48V192H50V191L53 190V189L50 190L49 187H44L43 183H41ZM93 185H94V184H93ZM97 185H100L98 181H97ZM177 185H178V186L181 185V187L184 189V191H183V196H182V197H180V196L182 195V193H181V191H180L181 189L177 191L178 193L180 192V194H181L180 196H179V194H178L176 191H174V190L171 189V186H177ZM182 185H183V186H182ZM228 185H227V186H228ZM232 185L229 186V187H230V189H229L230 192H232V190H231ZM243 185H244V184H243ZM260 185H259V186H260ZM2 186L4 187L3 183H2ZM12 186H15V184L13 183ZM12 186H11V187H12ZM45 186H46V185H45ZM81 186H80V187H81ZM87 186H86V187H87ZM124 186H125V185H124ZM188 186H189V188H188ZM203 186H204V187H203ZM236 186H237V185H236ZM238 186H239V185H238ZM241 186H242V185H241ZM257 186H258V185H257ZM52 187H53V186H52ZM80 187H79V188H80ZM104 187H105V186H103V188H104ZM181 187H180V188H181ZM191 187H192V188H191ZM214 187H215V186H214ZM221 187L223 188L222 190H221ZM248 187H249V186H248ZM248 187H247V188H248ZM253 187H254V189H252ZM22 188H23V187H22ZM54 188H56V187H54ZM99 188H100V187H99ZM103 188H102V189H103ZM178 188H179V187H178ZM195 188H196V189H195ZM227 188H228V189H227ZM237 188H238V187H237ZM0 189H3V190H4V189H6V188H5V187L2 188V187L0 186ZM20 189H21V188H20ZM33 189H34V188H33ZM39 189H34V190H39ZM102 189H101V190H102ZM117 189H118V188H117ZM203 189H202V193H203V194L200 193L199 195H201V196H202V195H203V196H204V195H207V196H206L207 198H206V197H205V198L203 197V198H204V199H207V200L209 201V199H211V198H209V197H211L210 190H207V191H206L207 193H205V191H204ZM217 189H216V190H217ZM224 189H225V190H224ZM248 189H249V188H248ZM258 189H259V191L261 190L259 187H258ZM15 190H16L17 193H14L15 195L13 194V195L15 196L14 199H16V197H17V202L19 201L18 203H19V205H20L24 200H23V199H22V200H19V199H18V198H20L21 196H20V194L18 193L17 188H16ZM21 190H22V189H21ZM54 190H55V189H54ZM54 190H53V191H54ZM68 190H69V189H68ZM73 190H74V189L72 188L71 191H73ZM75 190L79 191L78 188H77V189L75 188ZM75 190H74V191H75ZM80 190H81V189H80ZM87 190H88V187H87ZM97 190H99V189H97ZM104 190H105V189H104ZM112 190L115 191V192H114V193L111 192ZM198 190H199V189H198ZM214 190H215V189H214ZM216 190H215V192H217ZM238 190H243V189H242V187H240V189H238ZM250 190H253L252 192H254V193H255L256 191H258L257 188L255 189V186H254V185H252V186L250 185ZM250 190H249V191H250ZM254 190H256V191H254ZM4 191H5V190H4ZM22 191H23V190H22ZM24 191L26 192L27 190H24ZM31 191H32V190H31ZM56 191H57V189H56ZM66 191H67V190H66ZM69 191H70V190H69ZM74 191H73V193L71 194V196H73V194H76V195H74V196H78V197H79V195H80L81 193L78 195V194H77L76 192H74ZM95 191H96V190H95V188H94L93 192L95 193ZM99 191H100V190H99ZM99 191L97 192V194L99 193ZM203 191H204V192H203ZM259 191H258V192H259ZM261 191H264V190H261ZM1 192H2V191H1ZM13 192H14V190H13ZM25 192H24V194H25ZM35 192H36V191H35ZM35 192H32V193H34V195H36ZM54 192H55V191H54ZM57 192H58V191H57ZM57 192H55L56 196L58 195ZM67 192H68V191H67ZM80 192H81V191H80ZM89 192H90V191H89ZM89 192H88V196H89ZM101 192L103 193V191H101ZM123 192H122V194H123ZM220 192H222V193H220ZM47 193H46V196L49 195V194H47ZM50 193L53 194V192H50ZM102 193H100V194H102ZM105 193H106V192H105ZM110 193L107 192L106 194H107V195H110ZM126 193H128V194L130 195V193H129L128 191H126ZM126 193H124V194H126ZM187 193H188V192H187ZM187 193H186V194H187ZM38 194H39V193H38ZM52 194H50V195H52ZM55 194H54V195H55ZM59 194H60V193H59ZM91 194H92V196H97L96 193H95V195H94L93 193H91ZM100 194H99V195H100ZM221 194H223V196H222ZM40 195H39V197H41ZM50 195L47 196L48 198H47V197H44V198H46V201L50 198ZM60 195H61V196H67L68 194H67V195H63V194L61 193ZM69 195H70V194H69ZM69 195H68V196H69ZM134 195H135V194H134ZM143 195H142V196H143ZM209 195H210V196H209ZM14 196H13V197H14ZM44 196H45V195H44ZM71 196H69V197H71ZM74 196H73V197H74ZM80 196H81V195H80ZM88 196H87V197H88ZM130 196H131V195H130ZM166 196L168 197V199H164V198H167ZM192 196H193V195H192ZM201 196H200V197H201ZM208 196H209V197H208ZM42 197H43V196H42ZM42 197H41V198H42ZM78 197H75V200H79ZM97 197H98V196H97ZM105 197H106V196H105ZM115 197H116V196H115ZM140 197H141V196H140ZM140 197L137 196V199L140 198ZM24 198H25V197H24ZM44 198H42L43 201H45ZM52 198L54 199L55 196L52 195L50 201L52 200ZM60 198H61V197H60ZM76 198H77V199H76ZM80 198H81V197H80ZM108 198H109V197H108ZM111 198H112V197H111ZM222 198H219V199H221V200H218V201H217L218 198L216 199V201H217L218 204H219V203L221 204V203H222L221 201H224V202H225V200L222 199ZM0 199H1V198H0ZM14 199H12V200H14ZM27 199H28V198L26 197V200H27ZM57 199H58V197H57ZM106 199H107V198H106ZM112 199H113V198H112ZM121 199L123 200V199H124V196H123ZM125 199H126V198H125ZM125 199H124V200H125ZM135 199H136V198H135ZM137 199H136V200H137ZM154 199H155V198H154ZM192 199H193V198H192ZM29 200H30V199H29ZM62 200H63V199H62ZM64 200H65V199H64ZM64 200H63V201H64ZM81 200H82V198H81ZM87 200H89V199H87ZM96 200H97V199H96ZM114 200H115V199H114ZM122 200H121V201H122ZM124 200H123V201H124ZM143 200H144V199L142 198V201H143ZM187 200H188V199H187ZM198 200H199V199H198ZM227 200H228V199H227ZM31 201H32V200H31ZM50 201H49V202H50ZM52 201H53V200H52ZM57 201H58V200H57ZM79 201H80V200H79ZM90 201H91V200H90ZM205 201H206V200H205ZM205 201L203 200V202L206 203V205H207V202H208V201H207V202H205ZM219 201H220V202H219ZM12 202H13V201H12ZM15 202H16V200H15ZM32 202H33V201H32ZM47 202H48V201H47ZM61 202H62V201H61ZM64 202H65V201H64ZM64 202H63L62 204H64ZM80 202H81V201H80ZM80 202H79V203H80ZM224 202H223V203H224ZM0 203H1V201H0ZM24 203H25V201H24ZM24 203H23V204H24ZM45 203H46V202H45ZM66 203H67V202H66ZM82 203H83V202H82ZM165 203H164V205H165ZM208 203H209L210 205L213 204L212 199H211V201L208 202ZM223 203H222V205H223ZM13 204H14V203H13ZM13 204H12V206L14 207ZM23 204H22V205H23ZM25 204H26V203H25ZM28 204H29V203H28ZM51 204H52V203H51ZM77 204H78V201H77ZM126 204H127V203H126ZM195 204H194V205H195ZM19 205H18V207H19ZM47 205H48V204H47ZM65 205H66V204H65ZM78 205H79V204H78ZM102 205H103V204H102ZM154 205H155V204H154ZM154 205H153V206H154ZM158 205H159V204H158ZM160 205H162V203H161ZM194 205H193V204L191 205V206L194 208V212H196V214H199V215H200V213H201V216H202V211L200 210V209H202V208L198 209V207H199V206H198V203H197V206H198V207H194ZM224 205H225V204H224ZM224 205H223V206H224ZM4 206H5V205H4ZM12 206H11V207H12ZM67 206H68V205H67ZM73 206H74V205H73ZM109 206H110V205H109ZM111 206H112V204H111ZM119 206H120V205H119ZM212 206H213V205H212ZM63 207H66V206L63 205ZM81 207H82V206H81ZM154 207H156V205H155ZM169 207H168V208H169ZM192 207H191V209H193ZM4 208H5V207H4ZM14 208H15V209H14L15 211L18 209V208L16 209V207H14ZM19 208H20V207H19ZM21 208H22V207H21ZM44 208H45V206H44ZM49 208H50V207H49ZM55 208H56V207H55ZM58 208H59V207H58ZM68 208H69V207H68ZM94 208H95V207H94ZM105 208H106V207H105ZM125 208H126V207H125ZM195 208H197L198 210L196 209V210H197V211H196ZM206 208H207V207H206ZM213 208H214V207H213ZM2 209H3V208H2ZM9 209H10V208H9ZM22 209H23V208H22ZM24 209L26 210V209H28V208L26 207V208H24ZM65 209H66V208H65ZM173 209H170V210H173ZM191 209H189L190 212H191V215H193V214L195 215V216L193 215V218H194V217H197L198 215H196L195 213L192 214L193 211H192ZM57 210H58V209H57ZM69 210H70V209H69ZM69 210H68V211H69ZM156 210H157V209H156ZM168 210H169V209H168ZM174 210H173V211H174ZM186 210H187V208H185V211H186ZM189 210H187V211H189ZM203 210H204V211L206 210L207 212H209L208 209H203ZM9 211H10V210H9ZM18 211H19V210H17V212H18ZM21 211H22V210H20V212H21ZM26 211H27V210H26ZM66 211H67V209H66ZM160 211H161V210H160ZM173 211H172V212H173ZM182 211L184 212V209H183ZM198 211H200V213H197ZM2 212H3V211H1L0 214H2ZM12 212H14V211H12ZM17 212H16V213H17ZM33 212H36V211H33ZM69 212H70V211H69ZM175 212H174V213H175ZM180 212H181V211H180ZM180 212H179L178 214H180ZM183 212H182V213H183ZM210 212H211V211H210ZM48 213H50V212H48ZM64 213H65V211H64ZM186 213H187V212H186ZM204 213L207 214L206 212H203V216H205ZM17 214H18V213H17ZM20 214H21V213H20ZM20 214H19V215H20ZM23 214H25L24 211H23ZM39 214H40V213H39ZM41 214H42V213H41ZM70 214H71V212H70ZM83 214H84V213H83ZM83 214H82V215H83ZM183 214H184V213H183ZM216 214H217V213H216ZM8 215H9V214H8ZM10 215H11V213H10ZM13 215H14V218H15V214H13ZM43 215H44V213H43ZM176 215H177V214H176ZM184 215H185V214H184ZM186 215H187V214H186ZM188 215H189V214H188ZM191 215H189V216H191ZM22 216H23V215H22ZM25 216H26V215H25ZM67 216H68V215H67ZM157 216H158V215H157ZM159 216H160V215H159ZM168 216H169V215H168ZM177 216H178V215H177ZM207 216H208V214L206 215V217H207ZM12 217H13V216H12ZM18 217H19V216H18ZM20 217H21V215H20ZM20 217H19V218H20ZM31 217H32V216H31ZM53 217H54V216H53ZM55 217H56V216H55ZM55 217H54V218H55ZM78 217H79V216H78ZM199 217H200V216H198V218H199ZM210 217H212V219H213V215H212V214H210ZM3 218H4V217H3ZM34 218H35V217H34ZM51 218H52V217H51ZM54 218H53V219H54ZM79 218H80V217H79ZM158 218H160V217H158ZM164 218H165V217H164ZM183 218H186V217H183ZM191 218H192V217H191ZM200 218L202 219L203 217H200ZM216 218H217V217H216ZM9 219H10V218H9ZM39 219L42 220L41 218H39ZM55 219H56V218H55ZM67 219H68V218H67ZM178 219H179V218H178ZM210 219H211V218H209V220H210ZM1 220H3V219L0 218V221H1ZM5 220H6V219H4L3 221L5 222ZM16 220H17V218H16ZM46 220H47V219H46ZM65 220H66V219H65ZM76 220H77V219H76ZM78 220H82V219H78ZM78 220H77V221H78ZM171 220H172V218H171ZM185 220H186V219H185ZM188 220H189V219H188ZM194 220H196V219H194ZM206 220H207V219H206ZM213 220H215V219H213ZM3 221H2V222H3ZM19 221H20V220H19ZM26 221H27V220H26ZM58 221H59V220H58ZM163 221H164V220H163ZM173 221H175V220H173ZM28 222H30V221H28ZM31 222L33 223V221H31ZM66 222H67V221H66ZM73 222H75V221H73ZM81 222H82V221H81ZM211 222H213V221H211ZM16 223H17V221H16ZM50 223H51V221H50ZM161 223H162V222H161ZM176 223H177V222H176ZM193 223H194V222H193ZM195 223H196V222H195ZM204 223H206V222H204ZM217 223H218V222H217ZM0 224H1V222H0ZM21 224H23V223H22V219H21ZM21 224H18V225H21ZM40 224H41V223H40ZM75 224H76V223H75ZM77 224H78V222H77ZM163 224H164V223H163ZM169 224H171V223H169ZM178 224H179V222H178ZM182 224H183V223H182ZM190 224H191V223H190ZM207 224H208V222H207ZM67 225H69V224H66V226H67ZM78 225H79V224H78ZM175 225H176V224H175ZM175 225H174L173 227H175ZM179 225H180V224H179ZM179 225H176V228H177L180 232H179L178 230H176V229L174 230V228H173V230L176 231V233H177V231H178V233H177V234H178V237H179V233H183V232H181L180 228L177 227V226H179ZM185 225H186V224H185ZM194 225H195V224H194ZM196 225H198V224H196ZM212 225H214V224H212ZM212 225H210L209 228L212 227ZM31 226H32V225H31ZM64 226H65V225H64ZM76 226H77V225H76ZM171 226H172V225H171ZM191 226H193V225H191ZM198 226H199V225H198ZM203 226H204V225H203ZM214 226H215V225H214ZM218 226H219V225H218ZM1 227H2V226H1ZM29 227H30V226H29ZM41 227H42V226H41ZM59 227H61V226H59ZM69 227H70V225H69ZM69 227H68V228H69ZM81 227H82V224H81ZM165 227H166V226H165ZM179 227H180V226H179ZM183 227H184V226H183ZM186 227H187V225H186ZM199 227H200V226H199ZM207 227H208V226H207ZM223 227H224V226H223ZM33 228H34V227H33ZM33 228H32V229H33ZM42 228H43V227H42ZM168 228H169V227H168ZM191 228H192V227H191ZM194 228H195V227H194ZM209 228H206V229H204V230H206V231H207V230H210ZM65 229H66V227L64 228V231H65ZM75 229H76V227H75ZM80 229H81V228H80ZM161 229H162V228H161ZM183 229H184V228H183ZM189 229H190V228H188V230H189ZM198 229H199V228H198ZM202 229H203V228H202ZM202 229H200L199 231H200V232H203ZM211 229H212V228H211ZM35 230H36V229H35ZM56 230H57V229H56ZM62 230H63V229H61L60 232H62ZM71 230H72V229H71ZM73 230H74V229H73ZM77 230H78V229H76V231H77ZM173 230H172V231H173ZM192 230H193V228H192ZM220 230H221V229H220ZM220 230L217 229L216 232L219 233ZM222 230L226 231L227 229L225 230V228H222ZM64 231H63V232H64ZM182 231H184V230H182ZM189 231H190V233L192 232L191 230H189ZM2 232H7V231H6L5 228H0V234H1ZM63 232H62V234H63ZM67 232H68V231L66 230V233H67ZM69 232H70V231H69ZM69 232H68V233H69ZM72 232H73V231H72ZM184 232H186V229H185ZM200 232H197V230L195 231V233L197 234V236L200 234ZM210 232H211V231H210ZM216 232L213 231V233H214L213 238H215V236H216L215 239L220 238L219 240H221V239L224 237V233H225V232H224V233L222 232L223 234H222V233H219V234L217 233V234H216ZM35 233H36V232H35ZM70 233H71V232H70ZM79 233H80V232H79ZM186 233H187V232H186ZM190 233H189V235H190ZM198 233H199V234H198ZM203 233H205V232H203ZM213 233H212V234H213ZM227 233H228V231H227ZM227 233H225L226 236L228 235ZM238 233H239V232L236 233L237 236H238ZM71 234H73V233H71ZM82 234H83V233H82ZM170 234H171V233H170ZM191 234H193V233H191ZM56 235H57V234H56ZM66 235H67V234H66ZM68 235H69V234H68ZM68 235H67V237H68ZM79 235H81V234H79ZM84 235H85V234H84ZM175 235H176V234H175ZM182 235H183V234H182ZM182 235L180 234V238L182 237ZM185 235H186V234H184L183 236H185ZM193 235H195V234H193ZM204 235H205V234H204ZM219 235H220L221 237H219ZM52 236H53V235H52ZM54 236H55V235H54ZM76 236H77V235H76ZM197 236H195V237H197ZM199 236L202 237L203 234L201 233ZM199 236H198V237H199ZM205 236H206V235H205ZM207 236H208V235H207ZM207 236H206V237H207ZM0 237H2V236L0 235ZM3 237H4V236H3ZM15 237H16V236H15ZM56 237H57V236H56ZM62 237H63V236H62ZM166 237H167V236H166ZM174 237H175L174 239L177 238L176 236H174ZM188 237L192 238L193 236L191 237V235H190V236H188ZM188 237H187V238H188ZM195 237H194V238H195ZM239 237H240V236H239ZM32 238H33V237H32ZM34 238H35V236H34ZM53 238H55V237H53ZM57 238H59V237H57ZM57 238H56V239H57ZM63 238H64V237H63ZM163 238H164V237H163ZM208 238H209V237H208ZM225 238H226V237H225ZM60 239H62V238H60ZM77 239H78V238H77ZM164 239H165V238H164ZM58 240H59V239H58ZM64 240H65V239H64ZM81 240H82V238H81ZM183 240H184V239H183ZM219 240H218V241L215 240L216 243H219V244H217V245H220ZM222 240H224V238H223ZM55 241H57V240H55ZM65 241H66V240H65ZM78 241H79V240H78ZM169 241H170V240H169ZM171 241H174V240H171ZM175 241H176V240H175ZM175 241H174V242H175ZM177 241H179V240H177ZM177 241H176V243H177ZM196 241H197V240H196ZM202 241H203V243L207 242L208 244H209V241H210L211 244L213 245V247H214V245H215L211 239H208V240H205V241H204V240H202V239L200 238V239H199V242L201 243ZM67 242H69V241H67ZM67 242H65V243H67ZM179 242H180V241H179ZM179 242H178V243H179ZM57 243H58V242H57ZM200 243H199V244H200ZM52 244H53V243H52ZM52 244H51V245H52ZM67 244H68V243H67ZM75 244H76V243H75ZM184 244H185V243H184ZM199 244H198L197 247H196V249H197V253L199 254V251H200L199 248L203 245V246H205V249H206V250H203V252H205L206 254H208V253H207V252L209 251V250H208V247H209V246L212 247V245L209 244V246H208V245H206V244H201V245H199ZM222 244L224 245V241H222ZM222 244H221V245H222ZM57 245H58V244H57ZM72 245H73V244H72ZM172 245H173V243H172ZM189 245H190V244H189ZM217 245H216V246H217ZM223 245L221 246V249H222ZM64 246H65V245H64ZM70 246H71V245H70ZM193 246H194V245H193ZM193 246H191L190 249H191ZM55 247H56V246H55ZM58 247H60V246L58 245ZM74 247H75V246H74ZM74 247H73V248H74ZM78 247H79V246H78ZM210 247H209V248H210ZM219 247H220V246H219ZM219 247H218V248H219ZM185 248H187V249H186V252L184 251L185 253L188 254L187 256H189V254H190L191 252H193L194 250L196 251V249H193V248H192L191 250H190V249L188 250L189 247H185ZM215 248H216V247H215ZM46 249H47V247H46ZM46 249H45V250H46ZM48 249H49V248H48ZM57 249H58V248H57ZM65 249H66V248H65ZM71 249H72V248H71ZM82 249H83V248H82ZM53 250L56 251L54 248H53ZM60 250H61V249H60ZM68 250H69V249H68ZM78 250L80 251L81 248L78 249ZM178 250H179V252H178V251H177V252L180 253V250H181V249L179 248ZM192 250H193V251H192ZM41 251H42V250H41ZM49 251H50V250H49ZM69 251H71V250H69ZM74 251H75V249H74ZM182 251H183V250H182ZM190 251H191V252H190ZM195 251H194V252H195ZM47 252H48V251H47ZM81 252H82V251H81ZM81 252H80V253H81ZM188 252H189V253H188ZM194 252H193V253H194ZM52 253H53V252H52ZM55 253H56V252H55ZM75 253H76V252H75ZM82 253H83V252H82ZM82 253H81V254H82ZM102 253H103V252H102ZM72 254H73V252H72ZM78 254H79V253H78ZM104 254H105V253H104ZM181 254H183V253H181ZM34 255H35V254H34ZM40 255H41V254H40ZM57 255H58V254H57ZM57 255H55V257H56ZM69 255H70V253H69ZM73 255H74V254H73ZM97 255H98V258H99V256H100V258H103V259H104V257H106V254H105V256L103 257V256L101 255V252H100L99 254H97ZM97 255H96V256H97ZM112 255H113V254H112ZM185 255H186V254H183L184 257H185ZM193 255H194V254L191 253V256H190L191 258L188 257V260L190 259L189 262H190V263L192 262L193 264H195L196 262L193 261V258H195V256L192 257ZM49 256H50V255H49ZM51 256H52V255H51ZM58 256H59V255H58ZM58 256H57V257H58ZM64 256H65V255H64ZM64 256H61V257H64ZM77 256H78V255H77ZM178 256H179L180 259L178 258V260H177V259L175 258L174 261L177 260V262H178V261H180L182 258H184V257H182L181 255H178ZM187 256H186V257H187ZM200 256H201V260H202V256H203V259H204V255H203L202 253L200 254ZM28 257H29V256H28ZM35 257H36V256H35ZM35 257H33V258H35ZM61 257H60V259H59V258H57V259L55 258L56 260H55V259H52V260L50 259V260L52 261V263H53V260H54V261L61 260V261H62L61 263H63V261L65 260V261H64V263L66 262L65 264H67V261H66V260H69V261H70V259H67L66 257H64V258H66V259L63 258L64 260H63ZM71 257H72V256H71ZM79 257H80V254H79V256L77 257L78 260H79ZM113 257H114V256H113ZM49 258H50V257H49ZM77 258H76V259H77ZM100 258H99V260H97V257H96V260H97V263H98V261H99V263L101 264V261H100L101 259H100ZM108 258H109V261H110L111 258H112V256H108ZM199 258H200V257H198V255H197V257H196L194 260H197V262H199V263H201V264H205V262H206V264H208L207 261L210 262V264H212L211 261L214 262V261H213L214 259L210 261V260H209V257H205V259H207V260L204 261V262L199 261ZM45 259H46V258H45ZM166 259H167V257H166ZM169 259H170V258H169ZM191 259H192V260H191ZM210 259H211V258H210ZM29 260H30V259H29ZM78 260L76 261L77 263L79 262ZM96 260H93V262H95ZM183 260L185 261L186 259H182V261H183ZM107 261H108V260H107ZM107 261H106V262H107ZM109 261L107 262L108 264H109ZM117 261H118V260H117ZM182 261H180L181 263H179V264H182V263L184 264V263H185L184 261H183V262H182ZM186 261H187V260H186ZM71 262H72V261H71ZM74 262H75V261H73L72 263H74ZM76 262H75V264H76ZM110 262H111V261H110ZM167 262H168V261H167ZM177 262H174L173 264H175V263H177ZM189 262H187V263L189 264ZM194 262H195V263H194ZM89 263H90V262H89ZM97 263H95V264H97ZM99 263H98V264H99ZM103 263H104V262H103ZM107 263H106V264H107ZM162 263H164V262H162ZM199 263H196V264H199ZM80 264H81V263H80ZM93 264H94V263H93ZM111 264H113V261L111 262ZM117 264H118V263H117ZM167 264H168V263H167Z\"/></svg>",
	"mask_w": 264,
	"mask_h": 264
},
{
	"label": "clouds",
	"instance_id": "clouds-1",
	"mask_svg": "<svg viewBox=\"0 0 264 264\" xmlns=\"http://www.w3.org/2000/svg\"><path fill=\"white\" fill-rule=\"evenodd\" d=\"M29 76L19 70H0V114L6 112L12 101L23 100L26 93L25 81ZM81 186V179L79 177L74 179L73 187ZM30 235V234H29ZM29 235L26 237L28 239ZM29 240V239H28ZM21 264H42L41 258L38 260H29L28 255H23Z\"/></svg>",
	"mask_w": 264,
	"mask_h": 264
}]
</instances>
